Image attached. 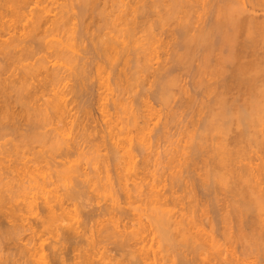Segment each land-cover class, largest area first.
<instances>
[{"label":"rangeland","instance_id":"obj_1","mask_svg":"<svg viewBox=\"0 0 264 264\" xmlns=\"http://www.w3.org/2000/svg\"><path fill=\"white\" fill-rule=\"evenodd\" d=\"M69 1H71V2H69ZM75 1V2H74ZM101 1V2H100ZM146 1V2H145ZM148 1V2H147ZM154 0H144V3H143V7H140L138 10L140 11V13H139V11H137L136 13L137 14H135V18H140L141 19V21H139V22H141V23H139V24H137L138 26V30L136 29V31L135 32H137L138 31V33L137 34H134L136 37V39L133 37V39L131 40V42H132V45L134 44L133 43V41H135V42H137V44L139 45V46H141V44H143V46H142V49L140 48H137L138 50H136V52H133V51H135V50H133V49H135L136 47H135V45L134 46H132V45H130L129 46V48L130 47H132V50H130V53H131V51H132V53H131V56L133 57H131V56H129V54L127 55V57H130V59H129V63L127 62V60L126 59H122V58H127V57H124V56H126V55H124L123 56V53H119L120 55H121V57H119L120 55L119 54H117V56L118 57H116V56H113L114 55V53H113V55L110 53V52H108L107 50L105 51V49H102L103 48V46L100 44L101 42V40H98L100 37V39H102V37L104 36V38H106V35H104L105 33H106V31L107 32H112V34L113 33H119L118 32V30H119V26L117 27L115 24H113L112 22H110V19H111V21H112V18H113V16H110L112 13H113V11H114V13L116 14V12L117 11H115L116 9L114 8L115 6H114V4L112 5V2H111V4H109L110 2H109V0H99V1H96L97 2V4L95 3V5H97V6H95V5H89V10H90V6L91 7H93L92 9V11L90 10H87L88 9V7H87V9L85 8V13L84 12H82L83 10V7L81 6L82 4L80 3V1L79 0H56V1H50V0H45L44 2L42 1V3L41 4H39V6H46L47 7V9H48V14H50L51 16H49L50 18H52V16L56 13V14H58V11H59V7H62L63 5L66 7V8H61V9H67L68 7L70 8V6H71V9H68V11H67V13H68V15H69V18H67V20H69V21H67L68 22V24H71V25H69L70 27V35L72 34V29H75V30H73V32H75L74 34H72L73 35V37H74V39L73 40H71V41H74V40H76L77 42H71L70 41V39H69V41L74 45V44H76V45H78V47L77 48H74V50L78 53V51H79V54H77L76 52H75V56H77L78 55V58H76V60L78 61V60H80V61H78V63L80 62V63H82L81 64V68H79V66H80V63L79 64H77L76 66H77V68H79L80 70H78V71H71V73H74L73 75L69 72V69H68V72L66 71V70H64V72L66 71L68 74H70L71 76V78L69 77L68 79H70V80H68V79H66V81L64 82L63 81V83H62V85L64 86H62L61 87V89H63V91H64V94H66V97L65 98H67V103H68V110H70V111H68V112H70L71 113V115L69 114V113H67V114H69V115H67V116H69V117H65V120H67L68 122L66 123L65 122V120H64V122L66 123V124H64L62 121H58L57 120V118L56 117H54V116H50V118L49 119H46V121L45 122H42V123H40V124H38L36 127H30L28 124H25L26 123V121H25V118H23L22 119V117L23 116H21L20 114V116L19 115H17L16 117L17 118H19L20 117V119H18V120H13L12 118H10V120L11 121H15V124H17L18 125V127H20L17 131L16 130H10V129H8L7 130V132L8 133H6V131L4 132V131H0V145L2 146H0V160L1 161H3V162H1L0 161V172L3 174V176L4 177H1V178H3V180H1V181H5V182H12V186H14L12 189V191H11V193H8L9 191H7V190H5L4 191V195H3V197H1L0 198V220H2L0 223V243H1V246H0V262H2L1 264H18V263H20L21 264V262L23 263L24 261L23 260H25V258H23V259H19L20 257L19 256H16V255H18V253L16 254V253H14V255L16 256V259L14 258L15 256H13L12 255V252H15L14 250H16L17 251V249L16 248H18V246L20 245V244H22L23 242L24 243H30V241H31V244H32V239L34 238V237H36V235L39 237H37V238H34V240L36 241V242H34V243H38V244H40L41 242H43L42 243V245L40 244V247L41 248H43L42 249V251H43V253H44V259H42L43 261L44 260H46L47 259V261H48V263H47V261H46V263L47 264H56L57 262L56 261H58V262H62V264H96V263H99V261L101 260V259H103L104 260V262L102 261V263L104 264V263H106V264H114V262H116L115 264H117L118 263V261H119V263L118 264H120V263H123V264H138L139 263V261L140 260H137L138 261V263H136L137 261H136V259H139V256L138 257H135L137 254H138V252L135 250L136 248H137V246H139V245H137V244H135V242H134V240H130L131 242H133L132 244L133 245H131L130 243H129V245H130V247H129V245H128V243L127 244H125V247H124V245H122V246H117V245H119V243H118V241H112V239H113V237H112V239H103L101 236L104 234V232H102V235H100V237L102 238V240H100V237H99V239H98V233H99V230H100V228L102 227V225H100L99 227H98V233H96V228H97V225H98V223L99 222H101V224L103 223V222H106V223H109V225L108 226H111L110 225V223L113 221V224H115L116 222L115 221H119L118 223H116V225H118V229L119 230H123V229H125V230H127V231H131L132 229H135L136 228V226L138 225V223H141V225L142 224H144V225H142V228H143V226H144V230H140V231H144L142 234L143 235H145V238H144V242H146L147 243V245L148 246H151V243H152V246H151V248H152V250L154 249V248H156L154 251H155V255H156V261H158L157 263L158 264H183L182 262H184L183 260L185 259V260H187V259H190V262H189V260H188V262L190 263V264H209L210 263V258H211V260L213 259V257H215V253L217 252L218 254L216 255V257H215V259H213V261H215L216 263L215 264H236V263H240V264H264V250L262 249L263 247H264V237H262V236H264L263 235V231H264V223H263V221H264V211L262 212H257L256 213V211H255V209L253 208V210H254V212H252L253 213V216H252V213H250L251 211L249 210V212H247V214L248 215H250V217L249 216H247L246 217V214H244L245 216L243 217L242 216V221L241 222H238V220H237V218H234L235 217V215L233 214V212L230 210V216H231V219L230 220H225L223 217V219H221V216L224 214V213H226L227 211L225 210V207H226V209H227V207H230V205L229 204H231V202L233 201V204H236L237 202H235L234 201V199L236 200V198L238 199V196L235 194L234 196H237V197H235V198H233V194H234V192L232 191V194L229 192L228 193V191L230 190V188H231V186L233 187V185H231L230 187H229V189L228 188H226L227 189V192H225L223 189H222V187H223V185L222 184H220L219 182H218V184H216L215 183V185H214V183L213 184H211V182H210V184H211V187H213L212 189H214V191H212L211 192V189H209L207 186V188L205 189V179H206V182H208L209 183V181H207V177L205 178L204 176L206 175H208L207 174V171H206V173L205 174H203V179L201 178L202 177V172H201V170L202 169H204L205 168V164H208L211 160L210 159H212V154H208V153H211L210 151H207L210 147H214L215 148V146H218V144L219 143H221L222 144V140H218V139H220V137H222L223 139H225L226 140V138H228L227 139V141L226 142H228L229 143V148H231L232 150H231V154L233 155H235L236 153L235 152H238V154H236L234 157H236V160L238 159V157L239 156H241L242 154L244 155L242 158L244 159H242V158H240L239 157V160H241V162L242 163H240V164H243L244 165V167L246 168V166H245V163H243V162H246L248 165H249V163H252L251 164V166H250V168L252 167V168H255L254 170L255 171H260V169L261 168H263V167H260V169H258V170H256V167H259L260 165H262L263 163H264V131H263V129H264V119L263 120H261V121H263V122H260V124L258 125V122H256L257 123V127H253L254 129H257V134H255L252 138L254 139V137H255V139L254 140H256L255 141V143H254V141H253V143H252V141L250 140V142H247V146L245 147L244 145H246V144H243V142H244V139H242V142H239V141H241V138L240 137H238L239 136V134L241 133L238 129H247L248 128V130H249V128H250V125L248 124V123H245V122H241L240 121V123H239V125H241L242 127L241 128H239L238 126V122L236 121H234V118L236 117H233L234 115V113L237 111V108L238 109H240L239 108V106H240V104L238 105L237 103L239 102V103H241L242 101L243 102H245L246 101V96H247V94H246V92H247V90H246V92L244 91V90H240V88H237V87H239V86H236L235 84V86H234V88H233V86L232 87H230V93L229 92H227L226 93V91L225 90H219L218 89V87L220 86V83H222V82H220V78H218V79H214V77H213V79L211 80V76H209V74H208V72H207V69L205 70L206 72H204V73H206L209 77H210V79L208 80V76H206V74H204L203 72V75H202V73L201 72H199V69H197V68H200L199 67V65H201V63H202V54H204L203 52H202V48H198L197 50H196V52H195V50H193L194 51V54H193V52H192V54H193V57L191 56H187V57H185V58H183L181 61H179L178 60V62H177V58L175 59V54L176 53H179V51L181 52H183V49H181L180 48V38H181V28L179 29V27L182 25L181 23H183V24H187V28H186V31L187 32H189V33H187V35L189 34H192L191 32L192 31H194V32H197L198 30H199V28L200 27H202V28H200V29H203V28H205V27H208L207 25H209L210 26V23H209V20L211 21V23H212V21L214 20V17H216V15L218 14V11L221 9H223V8H221V7H223V5H225V6H227L226 4H228L229 5V1H225L224 0V3H223V5H222V2H223V0L222 1H220L219 0V2H218V0L216 1V0H191L190 2H188L189 3V5H188V3H186L187 4V6H186V4H184V6L185 7H181V6H179V8H178V12L176 11V10H174L175 11V13L173 12V14L171 13L170 15H169V8L171 7V5H172V0H169L170 2H168V0L167 1H162V0H156V1H154ZM231 1V0H230ZM235 0H232L230 3H233ZM237 1V0H236ZM241 1V0H240ZM239 0H238V2H240ZM243 1H245L244 2V4H245V11H244V13L247 11V9H248V11H250L249 13H251V12H253V13H251V15L253 16V14H254V16L255 15H257L256 17H258V16H261L262 15V17H264V0H254V1H256V3L254 4L253 2V0H243ZM246 1H248V2H246ZM250 1V2H249ZM150 2V4H148ZM201 2V3H200ZM204 2V3H203ZM226 2V3H225ZM153 3V4H152ZM156 3V4H155ZM167 3V4H166ZM169 3V4H168ZM219 3V4H218ZM241 3V2H240ZM68 4V5H67ZM79 4V5H78ZM81 4V5H80ZM140 4V3H139ZM147 4L149 5V6H147ZM152 4V5H151ZM192 4V5H191ZM203 4V5H202ZM215 4V5H214ZM233 4H236V3H233ZM70 5V6H69ZM73 5V6H72ZM105 7H104V6ZM112 5V6H111ZM183 5V4H182ZM217 5V6H216ZM221 5V6H220ZM230 5H232V4H230ZM237 5H238V3H237ZM34 4L33 5H30L29 7H32V9L33 8H37L36 6H38V3H37V5L36 6H34ZM68 6V7H67ZM95 6V7H94ZM102 6V7H101ZM140 6H141V4H140ZM151 6V7H150ZM169 6V7H168ZM213 6V7H212ZM224 6V7H225ZM233 6V5H232ZM104 7V9H102ZM110 7H111V9H110ZM189 7H191V8H189ZM202 7V8H201ZM210 7V8H209ZM216 7V8H215ZM218 7V8H217ZM234 7V6H233ZM28 8V7H27ZM75 8V9H74ZM96 8H98L99 10H100V8H101V10L100 11H103V16L101 15V13L99 14V13H96V12H98L99 10H96ZM115 10H114V9ZM141 8H142V10H141ZM149 8V9H148ZM186 8H189V9H187L186 10ZM204 8V9H203ZM214 8H215V10H214ZM220 8V9H219ZM226 8V7H225ZM28 9H31V8H28ZM34 9V10H35ZM60 9V10H61ZM113 9V10H112ZM146 9V10H145ZM168 9V10H167ZM198 9V10H197ZM201 9V10H200ZM211 9V10H210ZM217 9V10H216ZM34 10H33V12H34ZM76 10V11H75ZM95 10V11H94ZM108 12H106V11ZM144 10V11H143ZM158 10V11H157ZM184 11V13L182 12V11ZM220 10V11H221ZM36 11H37V9H36ZM35 11V13L34 14H36V13H38V12H36ZM88 11V12H87ZM99 11V12H100ZM105 11V12H104ZM146 11V12H145ZM152 11V12H151ZM165 11V12H164ZM182 13H181V12ZM248 11L246 12L247 14H248ZM90 12H92V14L90 13ZM95 12V13H94ZM112 12V13H111ZM204 12V13H203ZM88 13H90V16H88ZM104 13H106V14H104ZM109 13H111V14H109ZM144 13H146L145 15H144ZM147 13H149L148 15H147ZM157 13V14H156ZM165 13H166V15H165ZM178 14V17H177V14ZM179 13H181V15L179 14ZM186 13H187V15H186ZM214 13H217V14H214ZM246 13L244 14V15H246ZM115 14H114V16H115ZM140 14H142V15H140ZM156 14V15H155ZM67 15V14H66ZM68 15L66 16V17H68ZM82 17H81V16ZM83 15H84V17H83ZM94 15H95V17H94ZM101 15V16H100ZM106 15V16H105ZM109 15V16H108ZM139 15H140V17H139ZM164 15H165V17H164ZM172 15H174V16H172ZM180 15V16H179ZM213 15H215V16H213ZM250 15V14H249ZM250 15V16H251ZM93 16V17H92ZM104 16L105 17H107V18H104ZM145 16H146V18H145ZM158 16V17H157ZM167 16H169V18L167 17ZM175 16H176V18H175ZM185 16V17H184ZM208 16H210V17H208ZM91 17V18H90ZM101 17H102V19H105V20H102L101 19ZM108 17H110V18H108ZM144 17V18H143ZM159 17H161V18H159ZM170 17H173V18H170ZM181 17H184V18H181ZM189 17V18H188ZM74 18V20L72 21V19ZM88 20H87V19ZM136 19V21H138L139 19ZM149 18H150V20H149ZM154 18H156V19H158V20H156V19H154ZM162 18H165V19H163V21H161L160 19H162ZM178 18V19H177ZM181 18V19H180ZM210 18V19H209ZM81 19V20H80ZM92 19V20H91ZM106 19H107V21H106ZM147 19V20H146ZM167 19H168V21H167ZM170 19H172V20H170ZM175 19H177V20H175ZM185 19V20H184ZM188 19V20H187ZM142 20L145 22H143V24H142ZM148 20H149V23H148ZM156 20V21H155ZM174 20V21H173ZM184 20V21H183ZM26 20H22V22H20V24L18 25V31H23L24 29V27L28 24V22L29 21H26ZM78 21V22H77ZM81 21H82V23H81ZM99 21V22H98ZM101 21V22H100ZM104 21V22H103ZM155 21V22H154ZM161 21V22H160ZM165 21V22H164ZM183 21V22H182ZM186 21V22H185ZM50 22V21H49ZM49 22H46V26H47V28H49L48 26H52V25H49L50 23ZM67 22H66V24H67ZM69 22H71V23H69ZM173 22V23H172ZM190 22V23H189ZM202 22V23H201ZM207 22H208V24H207ZM24 23V24H23ZM48 23V24H47ZM105 23V24H104ZM112 25V28L110 27L111 25ZM138 23V22H137ZM148 23V24H147ZM152 23V24H151ZM159 23H161L160 25H159ZM180 23V24H179ZM88 24V25H87ZM99 24V25H98ZM107 24V25H106ZM144 25V26H141V25ZM147 24V25H146ZM179 24V25H178ZM207 24V25H206ZM24 25V27L22 28V26ZM73 25H75V26H73ZM98 25V26H97ZM139 25H140V27H139ZM44 26V25H43ZM45 26V27H46ZM66 26V25H65ZM68 26V25H67ZM82 26H83V28H82ZM96 26L98 27V28H96ZM102 26V27H101ZM105 26V27H104ZM108 26H109V29H108ZM115 26V27H114ZM177 26V27H176ZM204 26V27H203ZM84 27H85V29H84ZM114 27V28H113ZM150 27H151V29H150ZM183 27V26H182ZM0 28H2V31H4L5 29H4V27H0ZM6 28V27H5ZM27 28V27H26ZM44 27H42V29H43ZM64 28H66V27H63L62 29H64ZM106 28V29H105ZM145 28H146V30H145ZM188 28H191V32H190V30H188ZM196 28H198V30H196ZM4 29V30H3ZM23 29V30H22ZM44 29H46V28H44ZM59 30V31H57V33H54V32H56V31H53V32H50V30L46 33L44 30L42 31V34L40 33L39 34V36L41 35V37H39V38H42V39H44V37L46 36V38L45 39H47V40H49L50 39V36H51V39L52 38H59V37H62V34L64 33V31L65 30ZM67 29V28H66ZM96 29V30H95ZM100 29V30H99ZM108 29V30H107ZM110 29H113V30H110ZM140 29V30H139ZM79 30V31H78ZM87 30V31H86ZM98 30V31H97ZM105 30V31H104ZM116 30V31H115ZM150 30V31H149ZM153 30V31H152ZM165 30V31H164ZM174 30V31H173ZM176 30V31H175ZM1 30H0V38H3V37H8L9 36V33H7V34H5L7 31H4L5 33H3ZM17 31V32H18ZM24 31H26V29L24 30ZM52 31V30H51ZM62 31V32H61ZM83 31H85V32H83ZM101 31V32H100ZM115 31V32H114ZM119 31H121L122 32V30H119ZM146 31V32H145ZM157 31V32H156ZM45 34H44V33ZM51 34H50V33ZM81 32V33H80ZM92 32V33H91ZM109 32V34H111ZM155 32V33H154ZM180 34H179V33ZM193 32V33H194ZM3 33V34H2ZM62 33V34H61ZM104 33V34H103ZM141 33H142V35H141ZM150 33V34H149ZM152 33H154V34H152ZM179 35H178V34ZM50 34V35H49ZM55 34H57L58 36H56L55 37ZM65 34H67L68 36H70L69 35V33L68 32H66ZM76 34V35H75ZM83 36H82V35ZM97 34H98V36H97ZM149 36H148V35ZM157 34H158V36H157ZM64 35V34H63ZM66 35V36H67ZM78 35V36H77ZM92 35H95V36H93L92 37ZM101 35V36H100ZM103 35V36H102ZM2 36V37H1ZM82 37L81 38V40H80V38L79 37ZM139 36V37H138ZM5 38V39H8V38ZM10 37V36H9ZM64 37H65V35H64ZM70 37H72V36H70ZM180 37V38H179ZM39 38H37V40L39 39ZM63 38V37H62ZM66 38V37H65ZM85 38V39H84ZM94 38H95V40H94ZM139 38V39H138ZM169 38V39H168ZM175 38H176V40H175ZM50 39V40H51ZM79 41H78V40ZM83 39V40H82ZM90 39V40H89ZM135 39V40H134ZM159 39V40H158ZM172 39V40H171ZM241 39H242V37H241ZM53 40V39H52ZM89 40V41H88ZM98 40V41H97ZM137 40V41H136ZM144 40V41H143ZM151 40H152V42H151ZM39 41V40H38ZM42 41V40H41ZM40 41V42H41ZM44 41V40H43ZM147 41V42H146ZM162 41V42H161ZM79 42V43H78ZM93 42V43H92ZM95 42V43H94ZM154 42V43H153ZM29 43V42H28ZM33 43H34V45L36 44L34 41H33ZM83 43V44H82ZM157 43V44H156ZM160 43V44H159ZM170 43V44H169ZM152 44V45H151ZM177 44V45H176ZM92 45V46H91ZM97 45V46H96ZM99 45V46H98ZM158 45H159V47H158ZM166 45V46H165ZM168 45V46H167ZM171 45V46H170ZM89 46V47H88ZM137 46V45H136ZM139 46H137V47H139ZM176 46H178V47H176ZM73 47H75V46H73ZM98 47H99V49H100V51H99V49H98ZM102 47V48H101ZM147 47V48H146ZM150 47V48H149ZM156 47V48H155ZM166 47L168 48V49H166ZM41 48V47H40ZM45 49V47L42 45V48H41V51L40 52H38V53H36L35 54V56H34V58L33 59H28V60H25L24 61V63H28V62H35V61H37V60H35V58L36 59H51V54H50V51H48V50H50V49H46V50H44ZM80 48V49H79ZM84 48V49H83ZM143 48H146V49H144L143 50ZM149 48V49H148ZM152 48V49H151ZM153 48H155V49H153ZM177 50H176V49ZM197 48V47H196ZM90 49V50H89ZM97 49V50H96ZM131 49V48H130ZM148 49V50H147ZM195 49V48H194ZM220 49L221 48H219V49H217L218 50V52H217V50H215V52H213L212 53V56H211V58H210V56H209V58L210 59H214L215 58V55L217 54V53H219V54H217V57L218 56H220L221 55V52H222V55H223V53H225V52H223L222 50L223 49H221V52H219L220 51ZM43 50V51H42ZM81 50V51H80ZM84 50H85V52H84ZM141 50H143V53L141 52ZM150 50V51H149ZM201 50V51H200ZM47 51V52H46ZM90 51V52H89ZM95 51V52H94ZM137 51H138V53L140 52L141 53V55L140 56H138V54H136L137 53ZM154 51V52H153ZM156 51V52H155ZM174 53H172V52ZM86 52H88V53H86ZM94 52V53H93ZM101 52V53H100ZM151 52V53H150ZM197 52H198V54H197ZM202 52V53H201ZM96 53V54H95ZM104 55H103V54ZM106 53H109V54H106ZM133 53H134V55H137L139 58L141 57V60L139 61H137L138 63H136V60L135 61H133L134 59H136V57L137 56H135V58H134V55H133ZM144 53H145V56H144ZM245 53V52H244ZM77 54V55H76ZM83 54V55H82ZM112 55V57H111V55ZM143 54V55H142ZM97 55H99V56H97ZM107 55H109L108 57L109 58H111V59H114V60H109V58H107L106 56ZM174 56L173 58L171 57V56ZM214 55V56H213ZM97 56V57H96ZM123 56V57H122ZM39 57V58H38ZM42 57V58H41ZM81 57V58H80ZM87 57V58H86ZM106 57V58H105ZM114 57H116V58H114ZM150 57V58H149ZM170 57V58H169ZM188 57H190V58H188ZM195 57H198V58H196L195 59ZM213 57V58H212ZM84 58V59H83ZM96 58V59H95ZM105 58V59H104ZM138 58V59H139ZM246 58V59H245ZM245 60H247V58H249V57H247V56H245ZM120 59V60H119ZM185 59V60H184ZM188 59H189V61H188ZM192 59H195V60H192ZM210 59H209V61H210ZM95 60V61H94ZM107 60V61H106ZM109 60V61H108ZM149 60V61H148ZM173 60V61H172ZM174 60H176V62L174 61ZM199 62H197V61ZM215 60H216V58L214 59V60H212V62H213V64H214V62H215ZM76 61V62H77ZM82 61V62H81ZM91 61V62H90ZM118 62V63H116V62ZM186 61V62H185ZM188 61V62H187ZM192 61V62H191ZM96 62V63H95ZM99 62V63H98ZM101 62V63H100ZM110 62H112V63H110ZM114 62V63H113ZM135 62V63H134ZM167 62V63H166ZM191 62V63H190ZM212 62L210 61V63L212 64ZM84 63V64H83ZM90 63V64H89ZM92 63V64H91ZM102 63H103V65H102ZM108 63V64H107ZM126 63H128V64H126ZM132 63H134L136 66H134V64H132ZM152 63V64H151ZM165 63V64H164ZM183 64L182 66L181 65H179V64ZM98 64L100 65V67L98 66ZM106 64V65H105ZM117 64H119V65H117ZM142 64V65H141ZM91 65V66H90ZM93 65V66H92ZM108 65H110V66H108ZM112 65V66H111ZM143 65H147V66H143ZM179 65V66H178ZM186 65H187V67H186ZM84 66V67H83ZM86 66V67H85ZM94 66H96L95 68H94ZM104 67L103 69H101L102 67ZM115 66V68L114 69H112L113 67ZM141 66L142 67H144L145 69H143V68H141ZM188 66H190V67H188ZM197 66V67H196ZM107 67H109V68H111V69H109V68H107ZM136 67V68H135ZM138 67V68H137ZM181 67V68H180ZM209 67V66H208ZM207 67V68H208ZM83 68V69H82ZM84 68H85V70H84ZM90 68V69H89ZM98 68V69H97ZM127 69V71H126V69ZM142 70H141V69ZM211 68V67H210ZM82 69V70H81ZM94 69H95V71H94ZM139 69V70H138ZM147 69V70H146ZM149 69V70H148ZM160 69H161V71H160ZM209 69V68H208ZM62 70V69H61ZM89 72H88V71ZM94 72H93V71ZM97 70V71H96ZM101 70V71H100ZM105 70L107 71V73L105 72ZM109 70H110V72H109ZM114 70V71H113ZM143 70H144V72H143ZM158 70V71H157ZM167 71V73L165 72V71ZM188 70V71H187ZM192 70V71H191ZM194 70H195V73H194ZM197 70H198V73H197ZM18 71V70H17ZM80 71V72H79ZM85 72L84 73V75L85 76H81L80 74H82V72ZM91 71V72H90ZM101 72L102 73V76L105 78H103L104 79V83H101V81H100V78H102V77H100L99 78V76L101 75V73H100V75H97V73L99 74V72ZM135 71V72H134ZM140 71V72H139ZM164 71V72H163ZM229 71V73H231L230 72V70H228ZM63 72V71H62ZM63 72V73H64ZM66 72H65V75H66ZM76 72H77V75H76ZM104 72H105V74H104ZM118 72H120V74L121 75H123V76H121V78H119L118 77ZM128 72V73H127ZM164 73V75H163V73ZM226 72V71H225ZM89 73V74H88ZM109 73V74H108ZM132 73V74H131ZM137 73V74H136ZM162 75H161V74ZM169 73V74H168ZM199 73H201V75L199 74ZM228 73V72H227ZM226 73V74H227ZM228 73V74H229ZM106 74L108 75V83H110L109 85L110 86H108V85H103V84H105L106 82H107V80H106ZM119 74V75H120ZM124 74H126V76L128 77V79H127V77L124 75ZM167 74V75H166ZM191 74V75H190ZM193 74V75H192ZM195 74H197L196 75V77H195ZM225 73L223 74L224 76L226 75ZM226 75L227 77H228V80H230L231 81V83L230 84H233V82H232V77L230 76L231 74H229V75ZM64 75V74H63ZM64 75V76H65ZM83 75V74H82ZM90 75V76H89ZM117 75V76H116ZM134 75V76H133ZM138 75V76H137ZM67 77L69 76V75H66ZM65 76V77H66ZM76 76V77H75ZM80 76V77H79ZM92 76H93V78H92ZM115 76V77H114ZM158 76V77H157ZM193 76V77H192ZM199 76H202V77H204V78H206L207 80H205L204 78V80L203 81H205L204 83H203V86H202V84H201V87H200V89H199V87L197 86L198 84H200L199 82H201L202 81V79L199 77ZM206 76V77H205ZM224 77V82L227 80V77ZM39 77V76H38ZM37 77V78H38ZM40 77H41V75H40ZM65 77H64V80H65ZM66 77V78H67ZM84 77V78H83ZM130 77V78H129ZM160 77H164L163 79H164V81H161V80H163L162 78H160ZM172 79H171V78ZM219 77H221V76H219ZM232 79H230V78ZM79 80V81H77V79ZM83 78V80H81ZM109 78L111 79V81L109 80ZM115 78V79H114ZM117 78V79H116ZM142 78V79H141ZM165 78H166V80H165ZM177 78V79H176ZM193 78V79H192ZM195 78H197V79H195ZM201 79V81H199L200 79ZM73 79V80H72ZM87 79H89V80H87ZM122 79V80H121ZM125 79V81H123ZM127 79V80H126ZM135 79V80H134ZM158 79V80H157ZM171 80V82H170V80ZM176 79V80H175ZM199 79V80H198ZM220 79V80H219ZM119 80V81H118ZM160 80V81H159ZM168 80V81H167ZM178 80V81H177ZM196 80H198V81H196ZM211 80V81H210ZM216 80H218L219 81V85L218 84H216V83H214V81H216ZM228 80H227V82H228ZM93 81V82H92ZM106 81V82H105ZM121 81H123V82H121ZM129 81V82H128ZM165 81H167V82H165ZM176 82V83H174V82ZM197 83H196V82ZM207 81H209V82H207ZM217 81V82H218ZM222 81V80H221ZM229 81V82H230ZM78 82H79V84H78ZM82 82V83H81ZM88 82V83H87ZM92 82V83H91ZM114 82V83H113ZM119 82H120V84H119ZM125 82H126V84H128V85H126L125 84ZM132 82V83H131ZM137 82V83H136ZM142 82V83H141ZM158 82V83H157ZM169 82V83H168ZM196 84H195V83ZM212 82V83H211ZM264 82V80L262 81V82H260V83H263ZM86 83V84H85ZM131 83V84H130ZM136 83V84H135ZM155 83V84H154ZM161 83H168L167 85L165 84V87L162 85H160ZM171 83V84H170ZM209 83H211L210 85H213V87L215 86V84H216V89L219 91V93H221V95H222V93H224L223 94V96L225 95V94H227L226 95V97L225 98H233V99H235L236 98V100H234V101H236L237 103V105H235L234 103L232 104V105H234V106H232L230 103H228V104H230V105H228V104H226V105H228V106H230V109H228V111L229 110H232L231 112H234V113H232V115H230L229 113H228V116H221V115H219L218 113H216V112H218V111H216V110H218L219 108V106L216 108V110H214L212 107H211V109H213L214 111H216V112H214V113H211L212 114V121L214 122V124L218 121V122H220L219 124H221L222 126H223V124H228V126L227 125H224L223 126V128L225 127L226 128V131H225V134H226V138L225 137H223L224 136V132L222 133V131H221V135L222 136H220V132H219V134L217 133V131L216 130H218V128L216 129V126H212V127H215V130L214 131H212V129H210L209 131V134L207 135V133H206V129L205 128H203L204 126H203V124L205 125V123H201V122H205V119L208 117V115L210 116V113L209 112H211V111H209L207 108H209V107H207V108H205V104L204 103H206V106L209 104L208 102H210L211 100H214V99H216V97H214V93H215V90L216 89H214L212 86L211 87H209L210 89H211V91H213V92H211L210 91V89L207 87V85L206 84H209ZM214 83V84H213ZM76 84V85H75ZM117 84H119V85H117ZM125 84L126 85V87L124 88L123 87V85ZM193 84V85H192ZM75 85V86H74ZM85 85V86H84ZM124 85V86H125ZM158 85H160V86H158ZM168 85H172V87L170 88ZM173 85H175V86H173ZM218 85V86H217ZM262 85L263 84H261V87H262ZM103 86V87H102ZM108 86V87H110V88H106V87ZM122 86V87H121ZM155 86H158V88L156 87V89H155ZM166 86H168L167 87V90L165 89L166 88ZM71 87H73V90H72V88ZM86 87V88H85ZM91 87V88H90ZM113 87V88H112ZM174 87V88H173ZM181 87H182V89H181ZM198 87V88H197ZM204 87H206V88H204ZM221 87V86H220ZM146 88V89H145ZM153 88V89H152ZM160 88V89H159ZM170 88V89H169ZM180 88V89H179ZM191 88H193V89H191ZM196 88V89H195ZM88 89V90H87ZM91 89V90H90ZM109 89V90H108ZM154 89H155V91H154ZM161 89L163 90V91H161ZM185 89V90H184ZM191 89V90H190ZM205 89V90H204ZM221 89V88H220ZM240 91V93L239 92H237L238 90ZM242 89V88H241ZM244 89V88H243ZM71 90V91H70ZM142 90H144V92L142 91ZM148 90V91H147ZM158 90H160L161 92L159 93L158 92ZM165 90V91H164ZM179 90V91H178ZM182 90V92L180 93V91ZM201 90H204V91H201ZM208 90V91H207ZM228 89H227V91H229ZM66 91H67V93H66ZM74 91V92H73ZM92 91V92H91ZM155 92V93H153V92ZM171 91H173V93L171 92ZM185 91H187V92H185ZM197 91V92H196ZM198 91H200V92H202V93H200V92H198ZM210 91V92H209ZM218 91H217V93H218ZM220 91H222V92H220ZM242 91H244V92H242ZM76 92V93H75ZM107 92V93H106ZM147 92L149 93V94H147ZM165 92H169V94L168 93H166V95L168 96L169 95V97L171 96V99L172 100H168V98L166 97V95H165ZM185 92V93H184ZM205 92V93H204ZM207 92H209L208 94H207ZM233 92V93H232ZM235 92V93H234ZM243 94H242V93ZM158 93L162 96H158L159 97V99H158V97L156 96V95H158ZM172 93V94H171ZM178 93H180V95L178 94ZM183 93V94H182ZM204 93V94H203ZM212 93V94H211ZM217 93H215V95L216 96H218V94ZM238 93V94H237ZM68 94V95H67ZM106 94H108L107 95V97H108V101H107V98L106 97H104ZM110 94V95H109ZM111 94H112V96H111ZM146 94V95H145ZM152 94V95H151ZM211 94V95H210ZM245 94V97L243 96ZM73 95H76V97L75 96H73ZM82 95V96H81ZM119 95V96H118ZM138 95V96H137ZM175 95V96H174ZM185 95V96H184ZM187 95V96H186ZM193 95V97H191ZM203 95V96H202ZM208 95V96H207ZM220 95V96H221ZM234 95H235V97H234ZM240 95V96H239ZM78 96L80 97L79 99H78ZM103 96V97H102ZM109 96H111V97H109ZM114 96H116L114 99H116V101H117V99H119L120 97V101H122L123 99L125 100H128L129 102H130V104H129V102L127 101H125V103H123V102H121V103H123V104H125V106L126 107H128L127 109H125L124 110V108H126L124 105H123V107L124 108H119V106L117 107L114 103L112 104V102L113 101H115L114 99H113V97ZM146 96V97H145ZM156 96V97H155ZM180 96H181V98H180ZM237 96V97H236ZM12 97V96H11ZM46 97L48 98V95L46 94L45 96H43L42 98H44V99H46ZM74 97H75V99H74ZM101 97H102V99L104 98V100H102L101 99ZM123 97V98H122ZM145 97V98H144ZM166 97V98H165ZM173 97V98H172ZM185 97H187V98H185ZM197 97V98H196ZM203 97H204V99H203ZM210 97H214V99H212L211 98V100H210ZM240 97H241V99H240ZM41 98V99H42ZM50 98V97H49ZM82 98V99H81ZM110 98H112V99H110ZM140 98V99H139ZM147 98H149V99H147ZM160 98H161V100L163 101V104H162V101L160 100ZM165 98V99H164ZM185 98V99H184ZM196 100L195 101V104H194V102L192 103V101L194 100V99ZM244 98V99H243ZM11 99V98H10ZM12 99H14V96H13V98ZM40 99V101L41 102H39V100H38V103H42L43 102V100H41ZM86 99V100H85ZM90 99V100H89ZM122 99V100H121ZM158 99V100H157ZM165 101H164V100ZM167 99V100H166ZM183 99H184V101H183ZM231 99H226L227 100V102H228V100H229V102H231L232 100ZM238 99V100H237ZM15 100V99H14ZM78 100V101H77ZM82 100V101H81ZM100 100H102V101H104V104H105V102H106V104H107V102H109V104H107L106 105V108L110 111L111 110V108H112V110L110 111V112H112L111 113V115L113 116H111V115H108L107 117H105V116H103L102 114H101V108H99L100 106H101V102L102 101H100ZM106 100V101H105ZM113 100V101H112ZM142 100H144V101H142ZM188 100V101H187ZM191 100V101H190ZM206 100H207V102H206ZM245 100V101H244ZM81 101V102H80ZM84 101H88L87 103L86 102H84ZM148 101V102H147ZM183 101V102H182ZM200 101H204L203 103H201L200 104ZM214 101H216V100H214ZM71 102V103H70ZM78 102V103H77ZM79 102L81 103V104H79ZM83 102V103H82ZM92 102V103H91ZM100 102V103H99ZM138 104H137V103ZM141 102H143V103H141ZM168 104H167V103ZM186 102H190L188 105L186 104ZM196 102H197V104L199 105V107H198V109L196 110V107L198 106H196ZM212 102V101H211ZM226 102V103H227ZM243 102H242V106H243ZM89 103V104H88ZM127 103V104H126ZM131 103H133V104H131ZM151 104L150 106H148V105H145V104ZM160 103V104H159ZM164 103H166V105H167V107L166 106H164L165 104ZM183 103V104H182ZM192 103V104H191ZM208 103V104H207ZM88 104V105H87ZM128 104H129V106H131V107H129L128 106ZM140 104V105H139ZM194 104V105H193ZM217 104H219V103H217ZM17 105V104H16ZM80 105V106H79ZM112 105V106H111ZM113 105H115L118 109H119V111H118V109L114 106V108L115 109H117V113H115L114 114V112H116V110L113 108ZM142 105V106H141ZM183 105V106H182ZM188 107H187V106ZM193 105V106H192ZM201 105V106H200ZM209 105H211V106H213L214 107V104L212 103V104H209ZM208 105V106H209ZM215 105H216V102H215ZM245 106L247 105V103L246 104H244ZM87 106V107H86ZM109 106H111L110 108H109ZM132 106H135L134 108H132ZM148 110V112H151V114L150 113H147V110L144 108V107ZM191 106V107H190ZM195 106V107H194ZM202 106H204L203 108H204V110L202 109ZM231 106L233 107V108H231ZM235 106H237V107H235ZM89 107V108H88ZM140 108V109H142V110H138V109H136V108ZM149 107H151V109L149 108ZM181 107V108H180ZM241 107V106H240ZM16 108H20L19 106H17ZM81 108H82V110H81ZM85 108V109H84ZM129 108H131L132 109V111L131 112H133L134 113V111H135V109H136V112L135 113H137L136 115L135 114H132L131 112H129L130 111V109ZM155 108V109H154ZM247 108V107H246ZM121 109V110H120ZM152 110L153 109V111H150V110ZM177 109V110H176ZM188 109H190V110H188ZM205 109H206V113H207V111H208V113H207V117L206 118H203V117H205V115H206V113L204 114V112H205ZM236 109V111H234ZM242 109H243V107H242ZM18 110V109H17ZM79 110H80V112H79ZM113 110H115V111H113ZM124 110V111H123ZM169 110V111H168ZM174 110V111H173ZM197 112H196V111ZM212 110V111H213ZM243 110H245V109H243ZM125 111H127V112H125ZM142 111H144V113H145V115H144V113L142 112ZM202 111V113H200V112ZM85 112V113H84ZM87 112V113H86ZM122 112V113H121ZM124 112V113H123ZM131 113L130 115H129V113ZM139 112V113H138ZM140 112L141 113H143V114H140ZM153 112H155L154 114H152ZM173 114V112H175L176 113V115H172L171 113ZM239 113H241L242 112V110H241V112L240 111H238ZM238 112H236V113H238ZM81 115H80V114ZM158 113V114H157ZM170 114V117H169V114ZM174 113V114H175ZM177 113H179V115L177 114ZM198 113H200L199 115H197ZM235 113V115H237ZM84 114H86V115H84ZM123 114H125V115H123ZM127 114V115H126ZM166 114L168 115V117L166 116ZM218 114V115H217ZM88 115V116H87ZM101 115H102V118H105V119H102L101 118ZM143 115H144V117H143ZM156 115V116H155ZM197 115V116H196ZM201 115V116H200ZM79 116H80V118H79ZM86 116V117H85ZM110 116H111V118H110ZM115 116H117V117H115ZM136 116V117H135ZM148 116V117H147ZM152 116V117H151ZM173 116H175L174 118H172ZM195 116V117H194ZM203 116V117H202ZM53 117H54V119H53ZM109 117V118H108ZM129 117H131V118H129ZM135 119H134V118ZM146 117V118H145ZM237 117H238V115H237ZM264 117V116H263ZM262 117V118H263ZM55 118H56V120H55ZM75 118V119H74ZM113 118V119H112ZM119 118H120V120H119ZM153 118V119H152ZM167 118H172L171 120L173 121L174 119H176V121L174 120L173 122L172 121H170L169 119L167 120ZM51 119V120H50ZM71 119V120H70ZM74 119V120H73ZM81 120V121H79V120ZM117 119V120H116ZM144 119H145V121H144ZM149 119H151V120H149ZM202 119H204V121L202 120ZM19 120H20V122H19ZM23 120V121H22ZM84 120V121H83ZM103 120V121H102ZM107 122H106V121ZM108 120L110 121V123L111 124H113V122L114 121H116V126H117V129H116V126H115V128H114V125L115 124H113V125H111V126H113V131H112V129H108L107 130V128H112V127H110V123L108 122ZM133 120V121H132ZM164 120H166V121H164ZM196 120H198V121H196ZM201 120V121H200ZM208 120V119H207ZM210 120V119H209ZM208 120V121H209ZM235 120H236V118H235ZM49 123H48V122ZM70 121H72V123L70 122ZM120 121V122H119ZM122 121H123V123H125V124H123L122 123ZM127 121V122H126ZM136 121H137V123H136ZM216 121V122H215ZM239 121V120H238ZM7 122L10 124V123H12V122H10V121H7V119H6V124H7ZM20 124V123H23V124H21V125H19L18 123ZM52 122H53V124H52ZM69 122L71 123V124H69ZM75 122V123H74ZM80 122V123H79ZM135 122V123H134ZM139 122L141 123V124H139ZM164 122H166V123H164ZM105 123V124H104ZM107 123H108V126H107ZM115 123V122H114ZM149 123V124H148ZM199 123H201V125L199 124ZM210 123V122H209ZM234 123V124H233ZM261 123H263L262 125H261ZM8 124V126H10ZM62 124V125H61ZM73 124V125H72ZM119 124V125H118ZM160 124H162L161 126H160ZM163 124H165L164 126H163ZM198 124V125H197ZM213 124V125H214ZM232 126H231V125ZM63 125H65V126H63ZM72 126V128H69L70 126ZM122 125V126H121ZM134 125V126H133ZM169 125V126H168ZM211 125H212V123H211ZM217 125V124H216ZM249 125V127H247ZM252 125V124H251ZM254 125V124H253ZM252 125V126H253ZM261 125V126H260ZM25 126H26V128H25ZM45 126V127H44ZM68 127V130H67V133H66V139L68 140V139H70L69 141H74L73 139L74 138H76V140H78V138L81 140L80 142H82L83 141V143H81L82 145H83V147H82V145L80 146L81 148H79V149H77L78 147H76V149L75 148H69V149H67V148H65V147H62V148H60V147H58L57 149L54 147V146H52V147H54V149H55V151H52V147L50 146V143H51V141L54 143V139H57L60 135H62V133L65 135V132H66V128L65 127ZM85 126V127H84ZM144 126V127H143ZM145 126H147V128L146 129H148V130H146L145 131V129H143L142 131H140L141 129H139V128H145ZM167 126H168V128H167ZM192 126V127H191ZM196 126V127H195ZM198 126H201V128H202V131H205V132H202V133H205V134H203L202 135V133H201V128L199 127L198 128ZM227 126V127H226ZM237 126V127H236ZM251 126V127H252ZM256 126V125H255ZM62 127H64L65 129H63ZM78 127L79 128H81L82 127V129H78ZM101 127H103L102 129H101ZM105 127H107V128H105ZM126 127V128H125ZM134 127H136V130H135V128ZM137 127H138V129H137ZM149 127H150V129H149ZM159 127H161V128H159ZM205 127L206 128H208L207 127V123H206V125H205ZM210 127V126H209ZM218 127H219V125H218ZM228 127L230 128V130L228 129ZM236 127V128H235ZM246 127V128H245ZM58 128V129H57ZM83 128L84 129H86L85 131L83 130ZM121 128V129H120ZM165 128H167V129H165ZM187 128V129H186ZM197 128H198V130H197ZM221 128V127H220ZM238 128V129H237ZM260 128V129H259ZM262 128V129H261ZM26 129V130H25ZM61 129H63V130H65V131H63V130H61ZM114 129H116L117 130V135H119L118 134V132L120 133V134H122L123 135V132H124V135H123V137H127L128 136V138H130L129 136H131V138L133 137L134 139L133 140H131V143H132V147L130 148V151H134L133 152V158H132V161L130 160L131 158L130 157H128L129 159V161L130 162H128V163H131V164H129V169L127 168V161L125 162L126 163V165L124 164V159H127V154H125L124 155V153L126 152V151H123V150H121V149H116L114 146H113V144H111L112 143V141L110 140V138L112 139V137H110L113 133H116V131L114 130ZM161 129V131H159ZM164 129V130H163ZM190 129V130H189ZM200 129V130H199ZM203 129H205V130H203ZM209 129V128H208ZM207 129V130H208ZM237 129V130H236ZM252 129V128H251ZM27 130H32L31 132L32 133H34V134H36L37 132V135H36V137H34L33 138V136H35V135H31L32 133H29ZM38 130V131H37ZM47 131V132H44V131ZM61 130V131H60ZM71 130V131H70ZM79 130H83V131H79ZM102 130V131H101ZM111 130V131H110ZM119 130H121V131H119ZM124 130V131H123ZM129 131V132H127V131ZM149 130H151V131H149ZM188 130V131H187ZM192 130L194 131V130H196V134H198V131L201 133V134H198V135H201V136H205V138H204V140H203V138L201 137V139H202V143L203 144H205L206 143V145H203L202 143H200V144H202L203 145V147L201 148L202 149V151L204 150L205 152H207V156L208 157H204V155H206V153L205 152H201V154H200V152H198V156L200 157V158H198V156H195L194 154H190L189 152L191 151L190 150V148H189V146H187V145H189L190 143H192L193 142V140H192V142H189L188 140L191 138L192 139V137H194V135H193V132H192ZM220 130V129H219ZM224 130V129H223ZM229 131V133H228V131ZM259 130H261V131H259ZM43 131V132H42ZM73 131V132H72ZM78 131H79V133H78ZM90 131V132H89ZM107 131V132H106ZM108 131H110V132H113L111 135H107V134H109L108 133ZM115 131V132H114ZM136 131H140L141 133L142 132H148L147 133V135H146V133H144L146 136L144 137V139H146V140H144V139H142L143 137L142 136H144V135H142V136H140L138 133H136ZM166 131V132H165ZM170 131V132H169ZM238 131H239V134L237 135V133H238ZM243 131H245V130H243ZM251 131V130H250ZM250 131H249V133H250ZM256 130H253V132H255ZM25 132H28V134L31 136V137H27L28 139L30 138V140L31 141H29L28 139H25V140H23V137H24V135H28L27 133L25 134ZM52 132V133H51ZM69 132V133H68ZM72 134H71V133ZM76 132V133H75ZM82 132V133H81ZM126 132V133H125ZM131 132V133H130ZM187 132V133H186ZM189 132H192V133H190L189 135H188V133ZM236 132V135H234V133ZM252 132V131H251ZM3 133V134H2ZM23 133H24V135H23ZM58 133V134H57ZM59 133H61V134H59ZM89 133V134H88ZM105 133V134H104ZM212 133V134H211ZM231 133V134H230ZM245 133H247V134H245V136L247 137L246 139L247 140H249V139H251V137L250 136H252L253 135V133H252V135H250L249 133H248V131L246 132L245 131ZM22 134V135H21ZM40 134H41V137H43L42 138V140L43 141H41V137H40ZM68 134V135H67ZM69 134H71V135H69ZM79 134V135H78ZM84 134V135H83ZM86 134V135H85ZM125 134H130V135H126L125 136ZM160 134V135H159ZM162 134V135H161ZM170 134V135H169ZM213 134H214V137H213ZM219 136H217V135ZM4 135V136H3ZM9 135V136H8ZM17 135H19V136H17ZM43 135V136H42ZM51 135V136H50ZM75 135V136H74ZM103 137H102V136ZM137 135V137H135ZM138 135L140 136V137H142L141 138V141H140V137H139V141H137V139H138ZM166 135V136H165ZM186 135H188V136H186ZM192 135V136H191ZM207 135V136H206ZM212 135V136H211ZM231 135V136H230ZM236 136V137H234V138H232V136ZM258 135V136H257ZM260 135V136H259ZM12 136V137H11ZM20 136H22V138L20 137ZM63 136V135H62ZM69 136V137H68ZM71 136V137H70ZM121 136V135H120ZM197 135H195V137H196ZM216 136V137H215ZM230 136V137H229ZM12 139H11V138ZM46 137V138H45ZM64 137V138H65ZM102 137V138H101ZM107 137V138H106ZM122 137V136H121ZM168 137V138H167ZM194 137V139H196V138H200L199 136L198 137H196L195 138ZM211 137V138H210ZM7 138H10V140H11V142L13 143H11L10 142V140L9 139H7ZM31 138H33L35 141H32L33 139H31ZM38 138H39V141H38ZM45 138V139H44ZM60 138V137H59ZM84 138V139H83ZM109 138V139H108ZM130 138V139H131ZM137 138V139H136ZM210 138V139H209ZM221 138V139H222ZM232 138V139H231ZM239 138V139H238ZM245 138V137H244ZM19 139V140H18ZM49 139H51V140H49ZM65 139V140H66ZM72 139V140H71ZM100 139H102L101 141L103 142H101L100 141ZM150 139V140H149ZM186 139H187V141H186ZM190 139V140H191ZM246 139H245V143H246ZM257 139L259 140V142H258V145L256 146V144H257ZM9 140V141H8ZM21 140V141H20ZM66 140V141H67ZM135 140V141H134ZM143 140V141H142ZM147 140H148V143H147ZM197 140V139H196ZM211 140H214V141H211ZM219 142H218V141ZM45 141V142H44ZM79 141V140H78ZM99 141H100V143H99ZM139 142V143H137V142ZM198 141V140H197ZM29 142V143H28ZM42 142H44V143H42ZM98 142V143H97ZM145 142V143H144ZM189 142V143H188ZM225 142V143H226ZM261 142V143H260ZM15 143V144H14ZM17 143V144H16ZM21 143V144H20ZM96 143V144H95ZM104 143H106V144H104ZM141 143H144V144H141ZM199 143V142H198ZM224 143V142H223ZM6 144V145H5ZM28 144V145H27ZM32 144V145H31ZM52 144V143H51ZM110 144V145H109ZM147 144V145H146ZM250 144H252L251 145V147H250ZM21 145V146H20ZM100 145V146H99ZM146 145V146H145ZM185 145V146H184ZM25 146V147H24ZM26 146L27 147H29V148H27L26 149ZM48 146H49V148H48ZM134 146V147H133ZM183 146V147H182ZM186 146H187V148H186ZM200 146V145H199ZM198 146V148H200ZM204 146H206L208 149L207 150H205L206 148H204ZM249 146V147H248ZM22 147H24V149L23 150H21L22 149ZM148 147V148H147ZM185 147V148H184ZM83 148V149H82ZM84 148H85V150H84ZM128 148V147H127ZM180 148H182V149H180ZM185 150H184V149ZM204 148V149H203ZM213 148V149H214ZM248 148V149H247ZM42 149H44L43 151H42ZM141 149L143 150V151H141ZM178 149H179V151H178ZM189 149V150H188ZM196 149V148H195ZM201 149H200V151H201ZM211 149V148H210ZM209 149V150H210ZM40 150H41V152H40ZM47 150V151H46ZM76 150V151H75ZM117 150V151H116ZM119 150V151H118ZM172 150H174L173 152H171ZM197 150V149H196ZM195 150V151H196ZM212 150V149H211ZM217 150V149H216ZM216 150L214 149V152H216ZM60 151V152H59ZM78 151V152H77ZM178 151V152H177ZM187 153L188 151V153H189V155H187V156H185L186 155V153ZM193 151V150H192ZM191 151V152H192ZM198 151V150H197ZM241 153H240V152ZM3 152V153H2ZM40 152V153H39ZM53 152V153H52ZM69 152V153H68ZM87 153V155H86V153ZM119 152V153H118ZM123 152V153H122ZM132 152H130V154H132ZM170 154H169V153ZM177 152V153H176ZM179 152H181V154L183 155H180L179 154ZM214 152H212V153H214ZM24 153H25V155H24ZM114 153V154H113ZM127 153V152H126ZM193 153V152H192ZM197 153V152H196ZM204 155H203V154ZM240 153V154H239ZM15 154V155H14ZM69 154V155H68ZM129 154V153H128ZM136 154V155H135ZM12 155V156H11ZM127 155V156H126ZM135 155V156H134ZM167 155V156H166ZM170 155V156H169ZM173 155V156H172ZM175 155H179L178 156V158H177V156H175ZM200 155H202V156H200ZM218 155V154H217ZM217 155H216V157H217ZM232 155H231V157H232ZM7 156V157H6ZM117 156V157H116ZM126 156V157H125ZM182 156V157H181ZM191 156H194V157H192L191 158ZM211 156V157H210ZM214 156H215V154H214ZM27 157V158H26ZM30 157V158H29ZM104 157H106V159H105V162L106 163H104ZM118 157H120V158H118ZM122 157V158H121ZM125 157V158H124ZM171 157V160L169 159ZM174 157H176L175 158V160L177 159L178 161H175L174 160ZM202 157H204V158H202ZM216 157H214V159H216L217 161H219L218 159L219 158H216ZM218 157H220L219 155H218ZM233 157V158H234ZM110 160H109V159ZM113 158H114V160H113ZM120 159V160H118V159ZM184 158V159H183ZM185 158H186V161H187V163H188V165H189V167H188V169L190 168V172L187 174V172L188 171H186V170H188L185 166H186V161H185ZM190 158V159H189ZM205 158H206V160L208 161L207 163H206V160H205ZM247 158H249V160L247 159ZM3 159V160H2ZM5 159V160H4ZM14 159V160H13ZM116 159V160H115ZM135 159V160H134ZM169 159V160H168ZM189 159V160H188ZM197 159V160H196ZM203 159V160H202ZM214 159H213V161H211V162H214ZM232 159V158H231ZM230 159V160H231ZM73 160V161H72ZM101 160V161H100ZM174 160V161H173ZM180 160V161H179ZM183 160V161H182ZM193 160V161H192ZM196 160V161H195ZM210 160V161H209ZM215 160V162H217ZM5 161H7V162H5ZM31 161V162H30ZM69 161H71V163L69 162ZM77 161V162H76ZM103 161V162H102ZM109 161V162H108ZM119 161V162H118ZM188 161H192V163L194 162V164L192 165L191 163L189 164V162ZM197 161H199L200 163L201 162H204L205 161V163H201V164H203V165H201L200 163H198ZM226 161H229V159L228 160H226ZM233 163H232V165H230V166H232V168L231 167H228V166H226L227 168L226 169H233L234 171H236L237 169V171H239V169H241V171H243V166H242V168L240 167H237V166H240V165H238L239 164V162L240 161H238V163L235 161V158H234V160H231ZM36 162V163H35ZM63 162V164H61ZM67 162V163H66ZM73 162V163H72ZM75 162V163H74ZM115 162H117V164H115ZM135 163V165H133L134 163ZM178 162V163H177ZM183 162L185 163V164H183ZM230 162V161H229ZM229 162H226V164L228 163V164H231V162L229 163ZM249 162V163H248ZM263 162V163H262ZM4 163H7V165L6 164H4ZM18 163V164H17ZM103 163V164H102ZM120 163V164H119ZM122 163V164H121ZM173 163H175L174 165H173ZM181 163H182V165H181ZM234 163L235 164H237V166L236 165H234ZM262 163V164H261ZM10 164V165H9ZM16 164V165H15ZM31 164H33V165H31ZM36 164V165H35ZM61 164V165H60ZM67 164V165H66ZM71 164H74V165H72L71 166ZM108 164H110L109 166H108ZM195 164H197L198 165V167H197V165H195ZM200 164V165H199ZM211 165H212V163H210ZM215 164V163H214ZM218 164V163H217ZM217 164L215 165V166H217ZM246 164V165H247ZM18 165H20V166H18ZM39 165V166H38ZM77 165V166H76ZM117 165V166H116ZM125 165V166H124ZM133 165V166H132ZM176 165L179 167V169H178V167H176ZM219 165V164H218ZM253 165V166H252ZM257 165V166H256ZM259 165V166H258ZM13 166V167H12ZM18 166V167H17ZM23 166V167H22ZM42 166V167H41ZM68 168H67V167ZM74 166V167H73ZM108 166V167H107ZM199 166H200V170H199ZM204 168H203V167ZM208 166H209V164H208ZM215 166H212V167H215ZM237 167V169H236V167ZM249 166L247 167L248 169H250L249 168ZM255 166V167H254ZM8 167V168H7ZM12 169H11V168ZM20 167H21V169H20ZM37 167V168H36ZM117 167H118V169H117ZM135 168L136 170H133V169H131V168ZM192 167V168H191ZM193 167H197L196 168V170H194L195 168H193ZM206 167H207V165H206ZM212 167H211V170H210V167H209V171L211 172L212 171ZM220 167H224V169H223V171H221L222 169H220V171H218L217 170V173H222V172H224V170H226L225 169V166L224 165H221L220 164ZM233 167H235V168H233ZM19 169V171H18V169ZM27 168V169H26ZM38 168H40V169H38ZM74 168V169H73ZM77 168V169H76ZM127 169V171H126V169ZM218 169V167H215V168H213V171H214V169ZM246 168V169H247ZM251 168V169H252ZM7 169V170H6ZM35 169V170H34ZM57 169V170H56ZM63 169V170H62ZM65 169V170H64ZM68 169V170H67ZM117 169V170H116ZM119 169H122V172H123V174L125 173V175L126 176H128V179H129V176L131 177V179H134V178H136V176H137V179H138V181L136 180V179H134V181L136 180V182H139L140 183V181H142V179H143V181L141 182V184H143V182L145 183V184H143L144 186L145 185H148L149 184V182L151 183V182H155L156 184H158V188L160 189V192L162 193V194H164V195H162V196H166L165 198V201L164 202H166L167 200H168V202L169 203H167L166 202V204L168 205V207H170V208H172V207H175V208H172L171 209V215H170V212L169 211H167V210H165V212L167 213V212H169L166 216H169V219L170 220H168V223L166 222L165 224H164V226H165V228L167 229L166 231H169V232H166V233H168V237H166V238H164L161 234H160V231L158 230V227H157V224L155 223V222H153V221H155L156 220V217H159V216H157L159 213H161V212H157V215H155V213H154V211H155V208H154V210L151 208V206H157L158 207V205L159 204H154V203H151V205H150V203H149V201L145 198L146 196H147V194H146V196L144 197V193L148 190L147 188V190L145 189V191H144V193L142 194V193H139L137 196L136 195H130L131 197H132V199H131V197H130V199H129V197H127L128 199H129V204L127 203L128 202V200H125L126 199V197H124L125 195H123V193H121V194H119L120 193V190L121 191H123L122 189H121V187H118V186H120V185H118V183L120 184V180L118 181L116 178L118 177V175H120L121 174V172L119 173V174H117L118 172L117 171H120ZM125 169V170H124ZM32 170V171H31ZM40 170V171H39ZM59 170V171H58ZM61 170V171H60ZM73 170V171H72ZM99 172H98V171ZM124 170V171H123ZM129 170V171H128ZM177 170V171H176ZM184 170H185V172H184ZM194 170V171H193ZM232 170V172L231 173H233L234 171ZM253 170V169H252ZM253 170V171H254ZM10 171V172H9ZM16 171V172H15ZM29 171H30V173H29ZM37 171H39V173H40V175L41 176H43L42 174L44 173L45 174V176H47V175H51L52 177H53V179H54V185H55V183L57 182L58 184H59V187H58V184H56L55 185V187L53 186V183H52V185L50 186L49 184L47 185V187H48V190H49V186H50V190L52 189L53 190V188H56V186H57V190L58 191H60L58 194H59V197H61V199H63L62 201H64V200H66V202L64 203H62V209H64L65 211H66V215H68V216H65V214L64 213H62V214H64L62 217V221H61V223H60V225L62 226V228H61V226L59 227V229L57 228L58 226H49V227H47L45 224V222H43V221H45L46 220V216H47V214H46V210H45V207L43 206V200H42V194L41 193H43L41 190L39 191V189L36 191L34 188V190H33V192H32V190H29L31 187H29V185H30V183H28V182H25V180H24V185H25V187H26V189H25V191L27 190V192L28 193H25L24 194V196H26L27 194H30V192L35 196V197H33V195L32 196H30V195H28V196H26V198L27 197H29L30 196V199H33V203H34V201H35V203H36V205L34 206L33 205V208H32V210H31V212H30V209L27 211V210H25V208H24V206H23V204H21V203H23L24 201H26L25 200V198L23 199V196H21V194L19 195V194H16V193H18V190L15 188V186H17V183H18V180H17V178H16V175H15V173L17 174V177L18 176H28V174H29V176H34L36 173H37ZM53 171H55V172H53ZM68 171V172H67ZM136 171H138L137 173H136ZM197 171V172H196ZM6 172V173H5ZM33 172V173H32ZM63 172V173H62ZM65 172H67V173H65ZM79 172V173H78ZM83 172H85V173H83ZM97 172V174H95V173ZM136 174H135V173ZM177 172V173H176ZM196 172V173H195ZM204 172H205V170H204ZM203 172V173H204ZM215 172H216V170H215ZM214 172V173H215ZM0 173V174H1ZM50 173V174H49ZM110 173V174H109ZM132 173V174H131ZM134 173V174H133ZM174 173V174H173ZM181 175H180V174ZM198 173V176L196 175ZM2 174H1V176H2ZM31 174V175H30ZM34 174V175H33ZM54 174V175H53ZM56 174V175H55ZM71 174V175H70ZM93 174V175H92ZM117 174V175H116ZM121 175V177H124L125 175ZM190 174V175H189ZM210 174V173H209ZM13 175V176H12ZM36 175H39L38 173L36 174ZM39 175V176H40ZM78 176V178H76V179H73V180H71L70 181V183L69 182H66V180H64V179H62L61 177H59V176ZM85 175V176H84ZM87 175V176H86ZM178 175H180L179 176V178H178ZM201 175V176H200ZM81 176V177H80ZM91 176H97V177H100L101 178V180L99 181V182H102V184L100 183H98V181H97V189H99V191L98 190H96V188L94 189V187L93 186H91L92 184H91V182H88L86 179H85V177H87V178H89V177H91ZM111 176V177H110ZM114 176H116V177H114ZM151 176V177H150ZM158 176V177H157ZM160 176V177H159ZM208 176H210V175H208ZM211 176H212V172H211ZM227 176L229 177V174H227ZM6 177V178H5ZM10 177H12V178H10ZM51 177V178H52ZM79 177H80V179H79ZM84 177V178H83ZM114 177V178H113ZM140 177V178H139ZM191 177V178H190ZM199 179H198V178ZM213 177V176H212ZM231 177V176H230ZM233 178L234 177H237V176H232ZM230 178V179H232V180H236L237 181V179L235 178V179H233V178ZM243 177V176H242ZM245 177V176H244ZM244 177L242 178L244 181H246L245 179H248L247 178V176H246V178L244 179ZM248 177H251V176H248ZM264 178V176H259V177H256L255 179H256V182H258L259 183V186L261 187V195H263V193H264V179H262V178ZM59 178V179H58ZM60 178L62 179V180H64L66 183H68V185L69 186H71L73 189H75V191H76V194H70V192L69 191H67V192H69V194H67L66 193V188L64 187V184H63V182L64 181H62V180H60ZM93 178V177H92ZM108 178H109V180H108ZM125 178H127V177H125ZM152 178V179H151ZM155 178H157V179H155ZM159 178V179H158ZM177 178V179H176ZM53 179H51L52 181H53ZM56 179H58V180H56ZM119 179V178H118ZM149 179V180H148ZM152 181H151V180ZM183 179V180H182ZM194 179H196V180H194ZM204 181V183H203V181ZM212 179V178H211ZM229 178H226V181L227 180H230ZM240 179V178H239ZM249 179H251V178H249ZM253 179V178H252ZM14 180V181H13ZM83 180V181H82ZM158 182H157V181ZM174 180V181H173ZM175 180H177L176 182H175ZM180 180V181H179ZM198 180H200V182L198 181ZM208 180H209V177H208ZM213 180V179H212ZM211 180V181H212ZM254 180V179H253ZM252 180V181H253ZM82 181V182H81ZM87 181V182H86ZM104 181H107V183H110V187H113V185H114V187H115V189H113L114 191H111L110 192V189L112 190V188H110L109 189V191H107V188L106 187H104L105 189H106V191L108 192H106L105 190H104V188L102 187L103 186V184H104ZM115 183H113V182ZM116 181V182H115ZM128 181V180H127ZM132 181V180H131ZM178 181H179V183H178ZM195 181V182H194ZM231 181V180H230ZM234 181H231V184H232V182H234ZM235 181V182H236ZM64 182V183H65ZM73 182V183H72ZM118 182V183H117ZM172 182V183H171ZM215 182V181H214ZM234 182V183H235ZM238 182V181H237ZM242 183V181L240 180L239 181V183H236L237 185L239 184L240 186L242 185L241 183ZM247 182H249V180H247ZM246 182V183H247ZM250 182H251V180H250ZM255 182V180L253 181V184H255L254 183ZM91 185H90V184ZM127 183H129L128 184V188L129 187H131L133 184H132V182H130V180L127 182ZM162 183V184H161ZM187 183V184H186ZM228 183V182H227ZM226 183V184H227ZM245 183V184H246ZM72 184V185H71ZM82 184V185H81ZM100 185V187H99V185ZM106 184V183H105ZM132 184V185H131ZM178 186H177V185ZM195 184V185H194ZM201 184V185H200ZM209 184V185H210ZM222 186L221 188H220V185ZM244 184V183H243ZM247 184H250V183H247ZM251 184H252V182H251ZM252 184V185H253ZM257 184V183H256ZM10 185V186H11ZM27 185H28V187H27ZM62 187H61V186ZM75 185V186H74ZM161 185V186H160ZM198 185V186H197ZM217 185V186H216ZM230 184H228V186H229ZM238 185V186H239ZM81 186V187H80ZM90 186V187H89ZM105 186H107V184L105 185ZM202 186L204 187V188H202ZM216 186V187H215ZM227 186V185H226ZM108 188H109V185L107 186ZM113 187V188H114ZM116 187H118L119 188V191H118V188H116ZM133 188H134V186H132ZM145 187H147V186H145ZM156 187H157V185H156ZM179 187V188H178ZM196 187V188H195ZM59 188V189H58ZM87 188V189H86ZM133 188H131V190H133ZM142 188V189H143ZM162 188V189H161ZM223 188H225V185H224V187ZM68 189V188H67ZM80 189V190H79ZM85 189V190H84ZM199 189V190H198ZM204 189V190H203ZM207 189H209L210 190V194L208 193L209 191L207 190ZM56 190V189H55ZM85 192H84V191ZM102 190H104V194H108V195H110V193H111V195H113V196H116L117 195V197H115V198H118L117 199V201L115 200V202L116 203H118L119 205V207L118 206H114V208L113 207H109V206H112V204H116V203H114V198H113V196L110 198V196H108L107 194H106V196L104 195V194H102L103 193V191ZM116 190L119 192H116ZM169 190V191H168ZM188 190V191H187ZM189 190H193V192H189ZM216 190V191H215ZM7 191V193H5ZM15 191V192H14ZM17 191V192H16ZM35 191V192H34ZM58 191H56L55 193L57 194V192ZM84 192L85 193V195L86 196H84V195H82V192ZM87 191V192H86ZM143 191V190H142ZM166 191H168V192H166ZM172 191H173V193H172ZM206 191V193H204ZM231 191V190H230ZM37 192V193H36ZM41 192V193H40ZM102 192V193H101ZM106 192V193H105ZM110 192V193H109ZM115 194H113V193ZM124 192V191H123ZM131 192H133V191H131ZM164 192V193H163ZM174 192H175V194H174ZM202 192H203V194H202ZM15 193V194H14ZM64 193H66V194H64ZM83 193V194H84ZM97 193H98V195H97ZM118 193V194H117ZM135 192H133V193H131V194H134ZM137 193V192H136ZM169 193H171V194H169ZM191 193H193V195H189V194ZM207 193L209 194V195H207ZM226 193V194H225ZM9 194V195H8ZM11 194V195H10ZM142 196H141V195ZM166 194V195H165ZM173 194L175 195V196H173ZM218 194V195H217ZM258 194V193H257ZM12 195H15V196H13L12 197ZM17 195H19V196H21V197H16ZM62 195H64V197L62 196ZM68 197H67V196ZM139 195L141 196V197H139ZM197 197H196V196ZM213 195H215L214 196V198H213ZM221 195H222V197H221ZM232 195V197H230ZM259 195V194H258ZM6 196V197H5ZM11 196V197H10ZM37 196V197H36ZM84 196V197H83ZM89 196V197H88ZM102 196V197H101ZM103 196H104V198H103ZM119 196V197H118ZM125 198V199H123V197ZM134 196V197H133ZM169 196H171V197H169ZM209 196V197H208ZM264 196V195H263ZM32 197V198H31ZM39 197V198H38ZM83 197V198H82ZM99 197V198H98ZM109 197V198H108ZM145 198V199H143V198ZM164 197H163V199H164ZM173 197V198H172ZM177 197V198H176ZM206 197V198H205ZM212 197V198H211ZM220 200H216L217 198ZM225 197V198H224ZM5 198V199H4ZM11 200H10V199ZM70 198V199H69ZM91 198V199H90ZM123 199V201H122V199ZM143 200H142V199ZM171 198H172V200H171ZM196 198V199H195ZM231 198H233V199H231ZM4 199V200H3ZM10 201H9V200ZM16 199H21L22 200V202H21V200H16ZM41 199V200H40ZM88 199V200H87ZM112 199H113V202H112ZM162 199V200H163ZM264 199V198H263ZM84 200H85V203H84ZM101 200V201H100ZM118 200L120 201V202H118ZM138 200V201H137ZM150 200V199H149ZM175 200V201H174ZM213 200H215V203H214V201ZM15 201V202H14ZM40 201V202H39ZM67 201H69V202H67ZM82 201V202H81ZM89 203H88V202ZM93 201V202H92ZM98 201V202H97ZM100 201V202H99ZM111 201V202H110ZM125 201V202H124ZM127 201V202H126ZM132 201V202H131ZM143 201V202H142ZM145 201V202H144ZM179 201V202H178ZM210 201V202H209ZM218 203H217V202ZM225 201V202H224ZM227 201V202H226ZM21 204V205H19V203ZM134 202V203H133ZM173 202V203H172ZM177 204H176V203ZM4 203V204H3ZM6 203V204H5ZM34 203V204H35ZM124 203H125V205H124ZM206 205H205V204ZM229 203V204H228ZM9 204H12V205H9ZM38 204V205H37ZM40 204V205H39ZM66 204V205H65ZM84 204H85V207H84ZM108 204H110V205H108ZM132 204H133V206H132ZM165 204V205H166ZM218 204V205H217ZM223 204V205H222ZM94 206V209H93V206ZM103 205V206H102ZM117 205V204H116ZM127 205V206H126ZM164 205V207L165 208H167L166 206ZM170 205V206H169ZM173 205V206H172ZM191 205V206H190ZM201 205H203V207L201 206ZM229 205V206H228ZM7 206V207H6ZM14 206H15V209H14ZM18 206V207H17ZM22 206V207H21ZM38 206V207H37ZM102 206V207H101ZM121 206L123 207L124 206V208H121ZM130 206V207H129ZM133 208H132V207ZM154 206V207H155ZM163 206V205H162ZM201 206V207H200ZM219 207V211L217 210L218 208L217 207ZM2 207H3V209H2ZM5 207V208H4ZM11 207H12V209H11ZM37 209H36V208ZM99 207V208H98ZM118 207V208H117ZM125 207H127V208H125ZM182 207V208H181ZM189 207V208H188ZM196 207V208H195ZM200 207V208H199ZM207 208V211H205L206 210V208ZM222 207V208H221ZM9 210V213H8V210ZM10 208V209H9ZM21 208V209H20ZM22 208H24V209H22ZM34 208L36 209L35 211H34ZM102 208V209H101ZM117 208V209H116ZM121 208V209H120ZM129 208L131 209V210H129ZM134 208H135V211H137V212H135L134 211ZM181 208V209H180ZM191 208V209H190ZM198 208V209H197ZM6 209V210H5ZM18 209V210H17ZM59 209V208H58ZM90 209V210H89ZM92 209V210H91ZM101 209V210H100ZM109 211H108V210ZM111 209V210H110ZM123 209V210H122ZM203 209V210H202ZM231 209V208H230ZM12 210H14V211H18L19 213H17V211H16V213H14V214H12L11 215V213H12ZM21 212H20V211ZM24 210V211H23ZM40 210V211H39ZM56 210H57V208H56ZM95 210V211H94ZM97 210V211H96ZM99 210L101 211L100 213H99ZM103 210V211H102ZM112 210H115V212L114 213H112ZM121 210V211H120ZM133 210V211H132ZM141 210V211H140ZM158 210H161V209H158ZM168 210H169V208H168ZM179 210V211H178ZM223 210H224V212H223ZM252 210V209H251ZM5 211H7L6 213H5ZM36 211H38L37 213H36ZM58 212H60V210H57ZM89 211V212H88ZM93 211V212H92ZM123 211V212H122ZM139 211V212H138ZM152 211V212H151ZM173 211V212H172ZM195 211H196V213H195ZM28 212V213H27ZM33 212V213H32ZM68 212V213H67ZM107 212V213H106ZM118 212L120 213V214H118ZM130 212V213H129ZM133 212V213H132ZM156 212V211H155ZM174 212H176V213H174ZM193 212V213H192ZM207 212V213H206ZM232 212V213H231ZM21 213H22V215H21ZM41 213V214H40ZM92 213V214H91ZM105 213V214H104ZM122 213V214H121ZM125 213V214H124ZM174 213V214H173ZM188 213V214H187ZM217 213V214H216ZM219 213V214H218ZM220 213H223V214H221L220 215ZM256 213V214H255ZM9 214V216H7ZM20 214V216H18V215ZM25 214H28V215H25ZM31 214H32V216H31ZM38 216H37V215ZM99 214V215H98ZM103 214V215H102ZM117 214V215H116ZM135 214V215H134ZM161 214H163V213H161ZM160 214V215H161ZM232 214V215H231ZM16 216V218H17V216L20 218L21 216V218L19 219H16L15 218V216ZM93 215V216H92ZM106 215V216H105ZM119 215V216H118ZM243 215V214H242ZM6 216V217H5ZM12 216V217H11ZM24 216H26V217H24ZM36 216V217H35ZM69 216H70V218H69ZM116 216V217H115ZM127 216V217H126ZM140 216V217H139ZM172 216V217H171ZM180 216V217H179ZM220 216V217H219ZM229 216V217H230ZM256 216V217H255ZM10 217V218H9ZM43 219V221H42V219ZM66 217V218H65ZM68 217V218H67ZM92 217V218H91ZM94 217V218H93ZM102 217V218H101ZM118 217V218H117ZM139 217V218H138ZM176 219H175V218ZM181 217H183V218H181ZM188 217H190L191 218V220L192 221H194V223L192 222V223H190L189 222V224H187V220H189L190 218H188ZM193 217V218H192ZM217 217H219V218H217ZM7 218V219H6ZM13 218H14V220H13ZM24 218H26V219H24ZM36 218V219H35ZM38 218V219H37ZM66 219V220H63V219ZM91 218V219H90ZM96 218V219H95ZM105 218H106V220H105ZM111 218V221L109 220ZM122 218V219H121ZM125 218H127V219H125ZM144 218V219H143ZM149 218H151V221H150V219ZM153 218V219H152ZM155 218V219H154ZM173 218V219H172ZM179 218H181V219H179ZM185 218H188L187 220L185 219ZM245 218V219H244ZM257 218H259L260 219V221H258L257 222V220H259V219H257ZM71 221H70V220ZM115 219H117V220H115ZM119 219V220H118ZM134 219H135V221H134ZM141 219V220H140ZM175 219V220H174ZM178 219H179V221H181V222H179V223H176L177 221H178ZM183 219V220H182ZM222 221H221V220ZM233 219V220H232ZM256 219V222H254L253 223V220H255ZM261 219H262V221H261ZM4 220V221H3ZM21 220H22V222H21ZM32 220V221H31ZM37 220H39V221H37ZM41 220V221H40ZM68 220V221H67ZM132 220V221H131ZM153 220V221H152ZM174 220V221H173ZM219 220V221H218ZM249 220V221H248ZM9 221V222H8ZM34 221V222H33ZM37 221V222H36ZM67 222V224H68V226H67V224H65V222ZM70 221V222H69ZM109 221V222H108ZM124 221V222H123ZM138 221H140V222H138ZM184 221V222H183ZM223 221H224V223H223ZM245 221V222H244ZM3 222V223H2ZM15 222V223H14ZM16 222H17V224L18 225H20L21 226V228H20V226H18L17 224H16ZM19 222V223H18ZM39 222V223H38ZM43 222V224H40V223H42ZM71 224V225H74V226H77V228H76V231L74 232V231H72L73 229H70L71 231H72V235H68V234H71V231H69V228H71L70 226L71 225H69V223ZM97 222V223H96ZM133 222V223H132ZM138 222V223H137ZM196 222V223H195ZM200 222V223H199ZM221 222V223H220ZM7 223V224H6ZM21 223V224H20ZM26 223V224H25ZM36 223V224H35ZM90 223V224H89ZM106 223H104V224H106ZM130 223V224H129ZM137 223V224H136ZM154 223H155V225H154ZM180 223H182V226L181 225H179ZM242 223V224H241ZM14 224H16V225H14ZM22 224H24L27 228H28V226L29 227H31V225H32V227H34V229H36L35 231L37 232V234L35 235V236H31L30 234H31V230L32 229H28L27 230V228L24 226V225H22ZM29 224H31V225H29ZM41 225V228H40V225ZM63 224H64V226H63ZM100 224V223H99ZM112 224V223H111ZM150 224V225H149ZM191 224V225H190ZM197 224V225H196ZM202 224V225H201ZM226 224V225H225ZM248 224V225H247ZM28 225V226H27ZM38 225V226H37ZM96 225V226H95ZM107 225V224H106ZM123 225H125L126 226V228H124L123 227ZM136 225V226H135ZM178 225V226H177ZM193 225H194V227H195V230H194V227H193ZM244 225H246V226H244ZM43 226V227H42ZM132 226V227H131ZM135 226V227H134ZM150 226H151V230H150ZM152 226H153V228H152ZM180 226V227H179ZM225 226V227H224ZM249 226V227H248ZM12 227V228H11ZM63 227H64V229H63ZM86 227V228H85ZM138 227V226H137ZM148 227V228H147ZM156 227V228H155ZM191 227V228H190ZM193 227V228H192ZM197 227V228H196ZM5 228V229H4ZM15 228H17V229H15ZM61 228V229H60ZM67 228V229H66ZM95 228V229H94ZM141 228V229H142ZM146 228V229H145ZM203 228V229H202ZM225 228V229H224ZM228 228V229H227ZM4 229V230H3ZM9 229V230H8ZM14 229V230H13ZM19 229H21V231L19 232ZM44 229V230H43ZM63 229V230H62ZM77 229H78V231H77ZM180 229V230H179ZM189 229V230H188ZM191 229V230H190ZM199 231H198V230ZM200 229H201V231H200ZM248 229V230H247ZM260 229V230H259ZM4 232H3V231ZM13 230V231H12ZM39 230H42V231H39ZM58 230V231H57ZM59 230H60V232L62 231V233H63V231H64V233L62 234V233H60L59 232ZM82 232H81V231ZM187 230V231H186ZM224 230V231H223ZM254 230V231H253ZM259 230V231H258ZM8 231H10V233L8 232ZM14 231H16L19 235H18V237H20V238H18L17 237V235L16 234H14V233H12V232H14ZM101 231V230H100ZM194 231H195V233H194ZM204 231V232H203ZM247 231H249V232H247ZM30 232V233H29ZM78 232V233H77ZM85 232V233H84ZM152 232V233H151ZM182 232V233H181ZM196 232H197V234H196ZM225 232H226V234H225ZM254 232V233H253ZM260 232V233H259ZM2 233H3V236H2ZM20 233L22 234L21 236H20ZM42 233V235H40ZM170 233V234H169ZM187 233V234H186ZM190 233V234H189ZM205 233V234H204ZM213 233V234H212ZM253 235H252V234ZM7 234V235H6ZM29 234V235H28ZM39 234V235H38ZM65 234H66V236H65ZM75 234H76V236L77 235H79L78 236V238L77 237H75ZM148 234V235H147ZM208 234L210 235V234H212L211 236H209V238L210 237H213V235H214V239H216V243L215 244H213V248H211V250L208 248V246L210 245H212V242H211V244H210V241L211 240H208L209 238H207L206 239V237L208 236ZM220 234H222V235H220ZM256 234V235H255ZM260 234V235H259ZM13 235V236H12ZM26 235V236H25ZM52 235V236H51ZM87 235V236H86ZM160 235V236H159ZM169 235H171V238H170V236ZM190 235H192L193 237H195V236H199V237H195V238H192L191 239V237H189ZM202 235V236H201ZM204 235L206 236L205 238H204ZM246 235V236H245ZM24 236V237H23ZM55 236V237H54ZM63 236V237H62ZM185 239V237H186V239L187 240H185V241H181V239L180 238H182V237ZM185 236V237H184ZM227 236V237H226ZM245 236V237H244ZM260 236V237H259ZM11 237V238H10ZM32 237V238H31ZM53 237V238H52ZM65 237V238H64ZM72 237L74 238V239H72ZM83 237V238H82ZM104 237H105V234H104ZM120 237V236H119ZM119 237H118V239H119ZM144 237V236H143ZM152 239V242H151V239ZM219 237H220V240H219ZM249 237V238H248ZM257 237H258V240H260V241H258L257 240ZM262 237V239H260ZM26 238V239H25ZM29 238H31L30 240H29ZM52 238V239H51ZM85 238V239H84ZM93 238V239H92ZM168 238V239H167ZM171 240H170V239ZM182 238V239H183ZM202 238V239H201ZM8 239V240H7ZM39 239V240H38ZM71 239V240H70ZM76 239V241H77V239H78V241H79V239L81 240V241H79V243H78V241L76 242V241H74ZM115 240L117 239V238H114ZM117 239V240H118ZM148 239V240H147ZM164 239H165V241H164ZM167 239V240H166ZM191 239V240H190ZM196 240V242L197 243H194V241H192V240ZM204 239V240H203ZM211 239V238H210ZM225 240V241H223V240ZM230 239V240H229ZM248 239V240H247ZM3 240H4V242H3ZM11 240H13L12 242H11ZM19 240H21V241H19ZM37 240H38V242H37ZM54 240H57V241H54ZM60 240V241H59ZM73 240V241H72ZM90 240V242H88ZM103 240H104V242H103ZM120 240V239H119ZM171 241V243H169L170 241ZM182 242H180V241ZM191 241L190 242V244H192V242H193V247L191 248L190 247V245H189V241ZM206 240L207 241H209V243L207 242V244L205 243L206 242ZM232 240V241H231ZM245 240V241H244ZM39 241H41L40 243H39ZM83 241V242H82ZM84 241H85V243H84ZM99 241V242H98ZM101 241V242H100ZM150 241V242H149ZM166 241H168V242H166ZM198 241L201 243H199V245H200V248H201V245H203V249L201 248V249H199V251H200V255L198 254L199 252H195V253H190V252H187V251H190L191 249H193L194 248V244H197L198 245ZM244 241V242H243ZM259 243H258V242ZM20 242H22V243H20ZM60 243V245H59V243ZM75 242H76V244H75ZM92 242V243H91ZM107 242V243H106ZM109 242V243H108ZM186 242H188V245H187V243ZM219 242H221V243H219ZM7 243V244H6ZM9 243V244H8ZM15 243H17V244H15ZM23 243V244H24ZM57 243V244H56ZM67 243V244H66ZM75 244L74 246L75 247H77L76 249H75V247L73 248V247H71V246H73L72 244ZM90 243V244H89ZM98 243H100L101 245L98 247ZM102 243H104V246H102ZM204 243L207 245H204ZM218 243V244H217ZM224 243V244H223ZM228 243V244H227ZM261 243V244H260ZM262 243H263V246H261L262 245ZM4 244V245H3ZM37 244V245H38ZM65 246H64V245ZM79 244V245H78ZM83 244H84V246H83ZM89 244V245H88ZM93 246H92V245ZM216 244H217V246H216ZM223 244V245H222ZM226 244V245H225ZM229 244H231V245H229ZM3 245V246H2ZM13 245V246H12ZM47 245L48 246H50V248H48L47 247ZM55 245H56V247H55ZM70 245V246H69ZM86 245V246H85ZM136 245V246H135ZM183 245V246H182ZM214 245L217 247V249H216V247H214ZM219 245V246H218ZM4 246H6V247H4ZM43 246V247H42ZM83 246V247H82ZM159 246V247H158ZM186 246V247H185ZM224 246V247H223ZM233 246H234V248H233ZM259 246V247H258ZM52 247V248H51ZM63 247V248H62ZM71 247V248H70ZM105 247V248H104ZM116 247V248H115ZM183 247V248H182ZM223 249H222V248ZM260 247H262V248H260ZM9 250H8V249ZM14 248V249H13ZM53 248H55V249H53ZM59 248V249H58ZM63 250H62V249ZM73 248V249H72ZM87 248V249H86ZM89 248V249H88ZM101 248V249H100ZM131 248V249H130ZM133 248V249H132ZM157 248H158V251H157ZM159 248H161V250H162V253L161 252H159V251H161ZM184 248H185V250H184ZM189 250H188V249ZM207 248H208V250H207ZM219 248V249H218ZM227 248L229 249V250H227ZM230 248H232V249H230ZM260 248V249H259ZM2 249V250H1ZM5 249V250H4ZM49 249V250H48ZM56 249H57V251H56ZM85 249V250H84ZM94 249V250H93ZM96 249V250H95ZM117 249V250H116ZM215 251V252H213V254H212V251L213 250ZM243 249V250H242ZM249 249V250H248ZM48 250V251H47ZM53 250H54V252H53ZM60 250H62V251H60ZM75 250V251H74ZM77 250V251H76ZM85 252H84V251ZM87 250H88V252L89 253H91L92 254V256H91V254H90V256H91V258H90V256L88 255L89 253H87L86 254V252H87ZM90 250V251H89ZM206 250H207V252H206ZM234 250V251H233ZM261 250H262V252H261ZM5 251V252H4ZM81 251V252H80ZM98 251V252H97ZM120 251V252H119ZM133 251V252H132ZM185 251V252H184ZM220 251V252H219ZM228 253H227V252ZM232 251V252H231ZM242 251V252H241ZM58 252H60L59 254H58ZM62 252V253H61ZM77 252V253H76ZM132 252V253H131ZM193 252H194V250H193ZM206 252V253H205ZM223 252V253H222ZM241 252V253H240ZM50 253V254H49ZM55 254V256H57V257H55L54 256V254ZM57 253V254H56ZM67 253V254H66ZM75 253L77 254V255H75ZM81 253V254H80ZM99 253V254H98ZM102 253H103V255H102ZM105 253V254H104ZM136 253V254H135ZM158 253V254H157ZM186 253V254H185ZM189 253V254H188ZM209 253H211V255L209 254ZM232 253V254H231ZM239 253V254H238ZM162 254V255H161ZM192 254V255H191ZM196 254V255H195ZM203 254V255H202ZM251 254V255H250ZM46 255L48 256V257H46ZM61 255H63V256H61ZM84 256V259H85V261H84V259L82 258L83 256ZM97 255V256H96ZM99 255V256H98ZM116 255V256H115ZM121 255V256H120ZM123 255V256H122ZM164 255V256H163ZM194 255V256H193ZM207 255V256H206ZM212 255H214V256H212ZM233 255H235L234 257H233ZM76 256V257H75ZM80 256V257H79ZM110 256V257H109ZM112 256V257H111ZM118 257V258H115V257ZM186 258H185V257ZM196 256V257H195ZM202 256H204L203 258H202ZM210 256H212V257H210ZM219 258H218V257ZM224 256V257H223ZM244 256H245V258H244ZM13 257V258H12ZM51 257V258H50ZM87 257H89V258H87ZM108 257H109V259H108ZM135 257V258H134ZM188 257V258H187ZM208 257V259H205V258H207ZM55 258H57V259H59V260H55ZM66 258V259H65ZM76 260H75V259ZM81 258L83 259V260H81ZM97 258V259H96ZM101 258V259H100ZM122 258V259H121ZM231 258V259H230ZM238 258V259H237ZM239 258H240V260H239ZM241 258H242V260H241ZM1 259H2V261H1ZM62 259V260H61ZM98 259H100V260H98ZM125 259V260H124ZM135 259V260H134ZM183 259V260H182ZM227 259V260H226ZM233 259V260H232ZM246 259V260H245ZM16 260V262L17 261H19V262H14ZM89 260V261H88ZM110 260V261H109ZM114 261V262H111V261ZM182 260V261H181ZM73 261V262H72ZM84 261V262H83ZM101 261H100V263H101ZM109 263H108V262ZM120 261H122V262H120ZM133 261H135L134 263H133ZM204 261V262H203ZM209 261V262H208ZM213 261H212V263H213ZM226 261V262H225ZM240 261V262H239ZM246 261V262H245ZM111 262V263H110ZM131 262V263H130ZM199 262H201V263H199ZM207 262V263H206ZM236 262V263H235ZM251 262V263H250ZM25 263L27 264V262L25 261ZM25 263H23V264H25ZM44 263H45V261H44ZM99 263V264H100ZM28 264H31V263H28ZM58 264V263H57ZM61 264V263H60ZM140 264H141V262H140Z\"/></svg>","mask_w":264,"mask_h":264},{"label":"bare ground","instance_id":"obj_2","mask_svg":"<svg viewBox=\"0 0 264 264\" xmlns=\"http://www.w3.org/2000/svg\"><path fill=\"white\" fill-rule=\"evenodd\" d=\"M42 1L44 2L45 0H0V27H4V31H7L6 33L4 32V31H2V28H0V30L3 32V33H5V34H7V33H9V36L7 37L8 39H5L6 37H3V38H0V131H6V133H8L7 132V130L8 129H10L11 131L12 130H18L20 127H18V125L17 124H15V121H11L10 120V118H12L13 120H15L18 116L17 115H21V116H23L22 117V119L23 118H25V121H26V123L25 124H28L31 128L32 127H36L38 124H40V123H42V122H45L46 121V119H49L50 118V116H54V117H56L57 118V120L60 122V121H62L64 124H66L68 121L67 120H65V117H69V116H67V115H71V113L70 112H68V111H70V110H68V103H67V98H65L66 97V94H64V91H63V89H61V87L63 86L62 85V83H63V81L65 82L66 81V79H68L71 75L70 74H68L67 72H68V69H69V72L71 73V71H78V70H80L79 68H81V64L82 63H80V66H79V68H77V64H79L78 63V61H80V60H76V58H78V55L77 54H79V51H78V53L74 50V48H77L78 47V45H76V44H72L74 41L75 42H77L76 40H74V41H71V40H73L74 39V37H73V35L72 34H74L75 32H73V30H75V29H72V34L70 35V26L69 25H71V24H68V22L67 21H69V20H67V18H69V15H68V13H67V11H68V9H71V6H70V8L68 7L67 9H61V8H66L64 5L62 6V7H59V11H58V14H54L53 16H52V18H50L49 16H51L50 14H48V9H47V7L46 6H39V4H41L42 3ZM50 1H56V0H50ZM80 1V3L82 4H80L82 7H83V11L82 12H86L85 11V8L87 9V7H88V9L87 10H89V5H95V3L97 4V2L96 1H99V0H79ZM107 1V0H106ZM112 2V5L114 4V8L116 9H114L115 11H117L116 12V14L114 13V11H113V13L111 14V13H109V14H111L110 16H113V18H112V21H111V19H110V22H112L113 24H115L116 26L118 25L119 26V30H122V32L121 31H119L118 30V32L119 33H113L112 34V32H110L111 34H109V32H107L106 31V33L104 34V35H106V38H104V36L102 37V39H98V40H101L100 42V44L103 46V48L102 49H105V51L107 50L108 52H110L112 55H113V53H114V55L113 56H116V57H118L117 56V54H119L120 52L121 53H123V56L124 55H126V56H124V57H127V55L130 53V50H132V47H130L129 48V46L130 45H132V42H131V40L133 39V37L135 38L136 36L134 35V34H137L138 33V31L137 32H135L136 31V29L138 28L137 26V24H139V23H141V22H139V21H141V19L140 18H138L139 20L138 21H136V19L137 18H135L136 16H135V14H137L136 12L137 11H139L138 9L140 8V7H143L142 5H143V3H144V0H109V2ZM152 1V0H151ZM154 1H156V0H154ZM153 1V2H154ZM162 1H164V0H162ZM165 1H167V0H165ZM191 0H172V5H171V7L169 8V15L172 13L173 14V12L175 13V11L174 10H176L177 12L179 11L178 10V8H179V6H183V7H185L184 6V4H186V3H188V2H190ZM214 1V0H213ZM217 1V0H216ZM220 1H222V0H220ZM226 1V0H225ZM227 1H229L228 3H229V5L228 4H226L227 6H225V5H223V3H224V0H223V2H222V5H223V7H221V8H223L221 11L219 10L218 11V14L217 13H214V14H217L216 15V17H214V20L212 21V23H211V21L209 20V23H210V26L209 25H207L208 24V22H207V26L208 27H205V28H203V29H200V28H202V27H200L199 28V30H198V28H196V30H198L197 32H194V31H192L191 32V28H188V30H190V32L192 33V34H188L187 35V33H189V32H187L186 31V28H187V24H183V23H181L182 25L179 27V29L181 28V38H180V48L181 49H183V52L181 51H179V53H176L175 54V59L177 60V62H178V60L179 61H181L183 58H185V57H187V56H192L193 57V54H194V51L193 50H195V52H196V50L198 49V48H202L201 50H202V52L204 53V54H202V63H201V65H199V67L200 68H197V69H199V72H206L205 70L207 69V72H208V74H209V76H211L212 78H211V80L213 79V77H214V79H218V78H220L219 80H220V82H222V83H220V86L218 87V89L219 90H225L226 91V93L227 92H229L230 93V90L232 89H230V87H232L234 84L236 85V86H239V87H237V88H240V90H244L245 92H246V90H247V92H246V94H247V96H246V101L245 102H243V106H242V102L241 103H237L236 101H234V100H236V98L235 99H231V98H225L226 97V95L227 94H225L224 96H223V94L225 93H222V95H221V93H219V91L216 89L217 87H216V84H218L219 83V81L218 80H216V81H214V83H216L215 84V86L213 87V85H210L211 83H209V84H206L207 85V87L209 88V87H213L214 89H216L215 90V93H217V91H218V96H216L215 95V93L213 92V91H211V89H210V91L211 92H213L214 93V97H216V99H214V97L212 98V97H210V100H211V98L212 99H214V100H216V101H214V100H211L210 102H208L209 104H214V107L213 106H211V105H209L208 103V105L206 106V103H204L205 105V108H207V107H209V108H207L209 111H211V112H209L210 113V116L208 115V117H207V113H208V111H207V113H206V109H205V112H204V114L206 113V115H205V117H203V118H206L205 119V122H201V123H205V125H206V123H207V127L209 128H206L205 127V125L203 124V128H205V129H203V130H205L206 131V133H207V135L209 134V132L211 131L210 129H212V131H214L215 130V127H212V126H216V129L218 128V130H216L217 131V133L219 134V132H220V136H222L221 134L223 133L224 134V136L223 137H225L226 138V134H225V131H226V128L224 127L223 128V126L224 125H227L228 126V124H223V126L221 125V124H219L220 122H216L215 124H214V122L212 121V114L211 113H214V112H216V111H218V112H216V113H218L219 115H221V116H228V113L230 114V115H232V113H234V112H231L232 110H229L228 111V109H230V106H228V105H230L231 103L233 104L234 102V104L235 105H239L240 104V106H239V108L240 109H238L237 108V111H236V109L234 110V111H236V112H238V111H240L241 112V110H242V112L241 113H236L237 115H238V117H237V115H235V113L233 114L234 116L233 117H235L236 118V120H235V118H234V121L236 122H238V125H239V123H240V121L241 122H245V123H248L249 125H250V128H249V130H248V128L247 129H243V130H245L246 132L248 131V133H249V131H250V135H252V133H253V135L252 136H250L251 137V139H249V140H247L246 138V136H245V134H247V133H245V131H243L242 129H238L241 133L239 134V131H238V133H237V135L239 134V136L238 137H240L241 138V141H239V142H242V139H244V142H243V144H246V145H244L245 147L249 144H247V142H250V140L252 141H254V143H255V141L256 140H254L255 139V137H254V139L252 138L255 134H257V129H254L253 127H257V123L256 122H258V125L260 124V122H263V121H261V120H263L264 119V82L263 83H260V82H262L263 80H264V17H262V15L261 16H258V17H256L257 15H255L254 16V14H253V16L251 15V13H253V12H251V13H249L250 11H248V9H247V11H248V14L246 13V15H244L245 13H244V11H245V4H244V2L245 1H243V0H239L240 2H238V0L236 1H234L233 3H236V4H233V3H230L231 1L230 0H227ZM226 1V2H227ZM254 1V0H253ZM259 1V0H258ZM69 2H71V1H69ZM75 2V1H74ZM101 2V1H100ZM111 2L109 3V4H111ZM146 2V1H145ZM148 2V1H147ZM168 2H170L169 0H168ZM218 2H219V0H218ZM225 2V3H226ZM246 2H248V1H246ZM250 2V1H249ZM37 3H38V6H36L37 5ZM141 4V6H140V4ZM201 3V2H200ZM204 3V2H203ZM237 3H238V5H237ZM254 4L256 3V1H254L253 2ZM34 4V6H36L37 8V11H36V9L35 8H33L32 9V7H29L30 5H33ZM148 4H150V2L148 3ZM147 4V6H149ZM153 4V3H152ZM151 4V5H152ZM156 4V3H155ZM167 4V3H166ZM169 4V3H168ZM183 4V5H182ZM219 4V3H218ZM230 4H232V5H230ZM68 5V4H67ZM79 5V4H78ZM111 5V6H112ZM188 5H189V3H188ZM192 5V4H191ZM203 5V4H202ZM215 5V4H214ZM33 6V7H34ZM73 6V5H72ZM95 6H97V5H95ZM94 6V7H95ZM104 6V5H103ZM186 6H187V4H186ZM217 6V5H216ZM221 6V5H220ZM226 8H225V7ZM31 8V9H28V8ZM102 7V6H101ZM105 7V6H104ZM104 7L102 8V9H104ZM151 7V6H150ZM169 7V6H168ZM182 7V8H183ZM213 7V6H212ZM93 7H91L90 6V10L92 11L93 9H92ZM144 8V7H143ZM189 8H191V7H189ZM189 8H186V10L187 9H189ZM202 8V7H201ZM210 8V7H209ZM216 8V7H215ZM215 8H214V10H215ZM218 8V7H217ZM35 9V10H34ZM61 9V10H60ZM75 9V8H74ZM110 9H111V7H110ZM112 9V10H113ZM149 9V8H148ZM180 9V8H179ZM204 9V8H203ZM33 10H34V12H33ZM89 10V11H90ZM96 10H99L98 8H96ZM100 10H101V8H100ZM99 10V11H100ZM141 10H142V8H141ZM146 10V9H145ZM168 10V9H167ZM198 10V9H197ZM201 10V9H200ZM211 10V9H210ZM217 10V9H216ZM35 11L36 12H38V13H36V14H34L35 13ZM76 11V10H75ZM95 11V10H94ZM96 12V13H101V15L103 14V11H100V12ZM106 11V10H105ZM104 11V12H105ZM144 11V10H143ZM158 11V10H157ZM182 11V10H181ZM180 11V12H181ZM88 12V11H87ZM93 12V11H92ZM92 12H90L91 14H92ZM107 12V11H106ZM109 12V11H108ZM107 12V13H108ZM146 12V11H145ZM152 12V11H151ZM165 12V11H164ZM183 13H184V11H182ZM181 12V13H182ZM90 13H88V16H90ZM95 13V12H94ZM139 13H140V11H139ZM181 13H179L180 15H181ZM204 13V12H203ZM68 15V17H66L67 15ZM104 14H106V13H104ZM114 14H115V16H114ZM146 13H144V15H145ZM149 13H147V15H148ZM157 14V13H156ZM155 14V15H156ZM177 14V13H176ZM251 16H250V15ZM100 15V16H101ZM107 15V14H106ZM105 15V16H106ZM140 15H142V14H140ZM140 15H139V17H140ZM165 15H166V13H165ZM165 15H164V17H165ZM179 15V16H180ZM186 15H187V13H186ZM81 16V15H80ZM103 16V15H102ZM104 16V18H107V17H105ZM109 16V15H108ZM172 16H174V15H172ZM182 16V15H181ZM213 16H215V15H213ZM82 17V16H81ZM83 17H84V15H83ZM93 17V16H92ZM94 17H95V15H94ZM158 17V16H157ZM168 18H169V16H167ZM177 17H178V14H177ZM185 17V16H184ZM184 17H181V18H184ZM208 17H210V16H208ZM91 18V17H90ZM108 18H110V17H108ZM144 18V17H143ZM145 18H146V16H145ZM159 18H161V17H159ZM170 18H173V17H170ZM175 18H176V16H175ZM179 18V17H178ZM177 18V19H178ZM180 18V19H181ZM189 18V17H188ZM70 19V18H69ZM87 19V18H86ZM101 19H102V17H101ZM154 19H156V18H154ZM163 19H165V18H162V19H160L161 21H163ZM174 19V18H173ZM177 19H175V20H177ZM210 19V18H209ZM22 20H26V21H29L28 22V24L24 27V25L22 26V28L25 30L26 29V31H24L23 29V31H18V25L20 24V22H22ZM74 20V18L72 19V21ZM81 20V19H80ZM88 20V19H87ZM92 20V19H91ZM102 20H105V19H102ZM147 20V19H146ZM149 20H150V18H149ZM149 20H148V23H149ZM156 20H158V19H156ZM155 20V21H156ZM170 20H172V19H170ZM185 20V19H184ZM183 20V21H184ZM188 20V19H187ZM25 21V22H26ZM50 21V22H49ZM75 21V20H74ZM106 21H107V19H106ZM154 21V22H155ZM160 21V22H161ZM167 21H168V19H167ZM174 21V20H173ZM182 21V22H183ZM46 22H49L50 24L49 25H52V26H48L49 28H47V26H46ZM66 22H67V24H66ZM78 22V21H77ZM99 22V21H98ZM101 22V21H100ZM104 22V21H103ZM138 22V23H137ZM143 20H142V24H143ZM165 22V21H164ZM186 22V21H185ZM69 23H71V22H69ZM81 23H82V21H81ZM145 23V22H144ZM147 23V24H148ZM173 23V22H172ZM190 23V22H189ZM202 23V22H201ZM24 24V23H23ZM48 24V23H47ZM83 24V23H82ZM105 24V23H104ZM110 24V23H109ZM146 24V25H147ZM152 24V23H151ZM161 23H159V25H160ZM180 24V23H179ZM178 24V25H179ZM44 25V26H43ZM66 25V26H65ZM68 25V26H67ZM88 25V24H87ZM99 25V24H98ZM97 25V26H98ZM107 25V24H106ZM111 25V24H110ZM141 25V24H140ZM140 25H139V27H140ZM162 25V24H161ZM46 26V27H45ZM73 26H75V25H73ZM96 26V28H98ZM117 26V27H118ZM141 26H144V25H141ZM183 26V27H182ZM6 27V28H5ZM27 27V28H26ZM42 27H44V28H46V29H42ZM63 27H66V28H64V29H62ZM102 27V26H101ZM105 27V26H104ZM111 28H112V25L110 26ZM115 27V26H114ZM113 27V28H114ZM137 27V28H136ZM177 27V26H176ZM204 27V26H203ZM82 28H83V26H82ZM141 28V27H140ZM65 30L64 31V35H65V37H64V35L62 34V37H59V38H57L56 36H58L57 34H55V37L56 38H52L51 39V36L53 35H51L50 36V39L49 40H47V39H45L46 38V36L44 37V39H42V38H39V37H41V35L39 36V34L41 33L42 34V31L44 30H46L45 32L47 33L49 30H50V32H53V31H56V32H54V33H57V31H59V30ZM84 29H85V27H84ZM106 29V28H105ZM108 29H109V26H108ZM107 29V30H108ZM150 29H151V27H150ZM48 30V31H47ZM52 30V31H51ZM96 30V29H95ZM100 30V29H99ZM110 30H113V29H110ZM138 30V29H137ZM140 30V29H139ZM145 30H146V28H145ZM18 31V32H17ZM79 31V30H78ZM87 31V30H86ZM98 31V30H97ZM105 31V30H104ZM116 31V30H115ZM114 31V32H115ZM147 31V30H146ZM145 31V32H146ZM150 31V30H149ZM153 31V30H152ZM165 31V30H164ZM174 31V30H173ZM176 31V30H175ZM49 32V33H50ZM62 32V31H61ZM66 32H68L69 33V35L70 36H72V37H70V36H68L67 34H65ZM83 32H85V31H83ZM101 32V31H100ZM157 32V31H156ZM194 32V33H193ZM2 33V34H3ZM44 33V32H43ZM81 33V32H80ZM92 33V32H91ZM155 33V32H154ZM154 33H152V34H154ZM177 33V34H178ZM45 34V33H44ZM51 34V33H50ZM49 34V35H50ZM150 34V33H149ZM178 34V35H179ZM67 35V36H66ZM76 35V34H75ZM82 35V34H81ZM141 35H142V33H141ZM148 35V34H147ZM78 36V35H77ZM83 36V35H82ZM93 36H95V35H92V37ZM97 36H98V34H97ZM101 36V35H100ZM149 36V35H148ZM157 36H158V34H157ZM2 37V36H1ZM139 37V36H138ZM241 37H242V39H241ZM37 38H39L38 40H37ZM80 38V40H81V36L79 37ZM137 38V37H136ZM135 38V39H136ZM69 39H70V41L72 42H70L69 41ZM85 39V38H84ZM134 39V40H135ZM139 39V38H138ZM169 39V38H168ZM42 40V41H41ZM44 40V41H43ZM78 40V39H77ZM83 40V39H82ZM90 40V39H89ZM88 40V41H89ZM94 40H95V38H94ZM97 40V41H98ZM159 40V39H158ZM172 40V39H171ZM175 40H176V38H175ZM33 41L36 43L35 45H34V43H33ZM41 41V42H40ZM79 41V40H78ZM137 41V40H136ZM144 41V40H143ZM29 42V43H28ZM74 42V43H75ZM138 42V41H137ZM137 42H135V41H133V45L132 46H134L135 44L137 45V46H139L138 44H137ZM147 42V41H146ZM151 42H152V40H151ZM162 42V41H161ZM79 43V42H78ZM93 43V42H92ZM95 43V42H94ZM154 43V42H153ZM83 44V43H82ZM157 44V43H156ZM160 44V43H159ZM170 44V43H169ZM42 45L45 47V49L44 50H46V49H50V50H48V51H50V56H51V59H40L39 57V59H36L35 58V60H37V61H35V62H28V63H24V61L25 60H28L29 58L30 59H33L34 58V56H35V54L36 53H38V52H40L41 51V48H42ZM135 45V49H133V50H135V51H133V52H136V50H138L137 48H141L142 49V46H143V44H141V46H139V47H137ZM152 45V44H151ZM177 45V44H176ZM73 46H75V47H73ZM92 46V45H91ZM97 46V45H96ZM99 46V45H98ZM166 46V45H165ZM168 46V45H167ZM171 46V45H170ZM41 47V48H40ZM89 47V46H88ZM144 47V46H143ZM158 47H159V45H158ZM176 47H178V46H176ZM197 47V48H196ZM147 48V47H146ZM146 48H143V50L144 49H146ZM150 48V47H149ZM148 48V49H149ZM156 48V47H155ZM155 48H153V49H155ZM179 48V47H178ZM179 48V49H180ZM195 48V49H194ZM219 48H221V49H223L222 51L223 52H225V53H223V55H222V52H221V49H220V51L219 52H221V55L220 56H218L217 57V54H219V53H217L216 55H215V58H216V60H215V62H214V64H213V62H212V60H214V59H210L211 58V56H212V53L213 52H215V50H217V49H219ZM80 49V48H79ZM84 49V48H83ZM98 49H99V47H98ZM147 49V50H148ZM152 49V48H151ZM166 49H168L167 47H166ZM176 49V48H175ZM180 49V50H181ZM40 50V51H39ZM90 50V49H89ZM97 50V49H96ZM143 50H141V52L143 53ZM177 50V49H176ZM200 50V51H201ZM43 51V50H42ZM81 51V50H80ZM99 51H100V49H99ZM150 51V50H149ZM47 52V51H46ZM75 52L77 53L76 55L77 56H75ZM84 52H85V50H84ZM90 52V51H89ZM95 52V51H94ZM93 52V53H94ZM154 52V51H153ZM156 52V51H155ZM172 52V51H171ZM192 52H193V54H192ZM201 52V53H202ZM217 52H218V50H217ZM245 52V53H244ZM86 53H88V52H86ZM101 53V52H100ZM120 53V54H121ZM131 53H132V51H131ZM131 53L129 54V56H131ZM151 53V52H150ZM173 53V52H172ZM175 53V52H174ZM173 53V54H174ZM216 53V52H215ZM96 54V53H95ZM103 54V53H102ZM106 54H109V53H106ZM110 54V55H111ZM119 54V55H120ZM136 54H138V56H140L141 55V53L139 52L138 53V51H137V53ZM197 54H198V52H197ZM83 55V54H82ZM104 55V54H103ZM112 55H111V57H112ZM133 55H134V53H133ZM143 55V54H142ZM211 55V56H210ZM97 56H99V55H97ZM96 56V57H97ZM109 55H107L106 57L107 58H109L108 57ZM122 56V57H123ZM135 56H137V55H134V58H135ZM136 57V59H134L133 61H135L136 60V63H138L137 61L139 60H141V57L139 58V57ZM144 56H145V53H144ZM171 56V55H170ZM209 56H210V58H209ZM214 56V55H213ZM245 56H247V57H249V58H247V60H245L246 58H245ZM33 57V58H32ZM105 57V58H106ZM116 57H114V58H116ZM119 57H121V55L119 56ZM132 57V56H131ZM172 58L174 57V56H171ZM190 57H188V58H190ZM42 58V57H41ZM81 58V57H80ZM87 58V57H86ZM104 58V59H105ZM113 58V57H112ZM133 58V57H132ZM131 58V59H132ZM139 58V59H138ZM150 58V57H149ZM170 58V57H169ZM196 58H198V57H195V59ZM213 58V57H212ZM245 58V59H244ZM79 59V58H78ZM84 59V58H83ZM96 59V58H95ZM111 58H109V60H110ZM117 59V58H116ZM122 59H126L127 60V62L129 63V59H130V57H127V58H122ZM130 59V60H131ZM195 59H192V60H195ZM209 59H210V61L212 62V64L210 63V61H209ZM108 60V61H109ZM111 60H114V59H111ZM110 60V61H111ZM120 60V59H119ZM176 60H174L175 62H176ZM185 60V59H184ZM77 61V62H76ZM95 61V60H94ZM107 61V60H106ZM149 61V60H148ZM173 61V60H172ZM188 61H189V59H188ZM187 61V62H188ZM197 61V60H196ZM82 62V61H81ZM91 62V61H90ZM116 62V61H115ZM182 62V61H181ZM186 62V61H185ZM192 62V61H191ZM190 62V63H191ZM198 62V61H197ZM200 62V61H199ZM198 62V63H199ZM96 63V62H95ZM99 63V62H98ZM101 63V62H100ZM110 63H112V62H110ZM114 63V62H113ZM116 63H118V62H116ZM128 63H126V64H128ZM135 63V62H134ZM134 63H132V64H134ZM167 63V62H166ZM84 64V63H83ZM90 64V63H89ZM92 64V63H91ZM108 64V63H107ZM139 64V63H138ZM152 64V63H151ZM165 64V63H164ZM179 64V63H178ZM102 65H103V63H102ZM106 65V64H105ZM117 65H119V64H117ZM142 65V64H141ZM179 65H181V64H179ZM178 65V66H179ZM183 65V64H182ZM181 65V66H182ZM91 66V65H90ZM93 66V65H92ZM98 66L100 67V65L98 64ZM108 66H110V65H108ZM112 66V65H111ZM134 66H136L135 64H134ZM144 67L145 66H147V65H143ZM209 66V67H208ZM84 67V66H83ZM86 67V66H85ZM96 66H94V68H95ZM102 67V66H101ZM144 67H142L141 66V68H143V69H145ZM186 67H187V65H186ZM188 67H190V66H188ZM197 67V66H196ZM209 69H208V68ZM211 67V68H210ZM104 67H102L101 69H103ZM107 68H109V67H107ZM115 68V66L112 68V69H114ZM136 68V67H135ZM138 68V67H137ZM140 68V69H141ZM181 68V67H180ZM191 68V67H190ZM62 69V70H61ZM83 69V68H82ZM81 69V70H82ZM90 69V68H89ZM98 69V68H97ZM109 69H111V68H109ZM111 69V70H112ZM126 69V68H125ZM18 70V71H17ZM64 70H66L65 72H66V75H69L68 77L65 75V72H64ZM84 70H85V68H84ZM104 70V69H103ZM139 70V69H138ZM142 70V69H141ZM147 70V69H146ZM149 70V69H148ZM228 70H230V72L231 73H229V71ZM64 73H63V72ZM88 71V70H87ZM93 71V70H92ZM94 71H95V69H94ZM93 71V72H94ZM97 71V70H96ZM101 71V70H100ZM108 71V70H107ZM107 71L105 70V72L107 73ZM114 71V70H113ZM126 71H127V69H126ZM158 71V70H157ZM160 71H161V69H160ZM165 71V70H164ZM163 71V72H164ZM188 71V70H187ZM192 71V70H191ZM226 71V72H225ZM80 72V71H79ZM82 72V71H81ZM86 72V71H85ZM85 72H82V74H80L81 76H85L84 75V73ZM89 72V71H88ZM91 72V71H90ZM99 72V71H98ZM105 72H104V74H105ZM109 72H110V70H109ZM135 72V71H134ZM140 72V71H139ZM143 72H144V70H143ZM162 72V73H163ZM166 73H167V71H165ZM206 72V73H207ZM229 74H231L230 76L232 77V82H233V84H230L231 83V81L230 80H228V77L226 76L228 73ZM75 73V72H74ZM74 73H71L72 75L74 74ZM100 73L101 72H99V74L97 73V75H100ZM128 73V72H127ZM194 73H195V70H194ZM197 73H198V70H197ZM201 73H199L200 75H201ZM203 73H202V75H203ZM206 73H204V74H206ZM226 74L225 76L227 77V80H228V82H227V80L224 82V75L223 74ZM67 77H65L64 75ZM89 74V73H88ZM109 74V73H108ZM120 74V72H118V77L119 78H121V76H123V75H119ZM132 74V73H131ZM137 74V73H136ZM161 74V73H160ZM169 74V73H168ZM228 74V75H229ZM40 75H41V77H40ZM76 75H77V72H76ZM125 76H126V74H124ZM162 75V74H161ZM163 75H164V73H163ZM167 75V74H166ZM191 75V74H190ZM193 75V74H192ZM196 75L197 74H195V77H196ZM39 76V77H38ZM78 76V75H77ZM87 76V75H86ZM90 76V75H89ZM104 76V75H103ZM102 76V73H101V75L99 76V78L100 77H102V78H100V81H101V83H104L103 81H104V77ZM106 80H107V82L105 83V84H103V85H108V86H110L109 84L110 83H108L109 81H108V75L106 74ZM117 76V75H116ZM134 76V75H133ZM138 76V75H137ZM206 76H208L207 74H206ZM205 76V77H206ZM208 76V77H209ZM219 76H221V77H219ZM38 77V78H37ZM64 77H65V80H64ZM72 77V76H71ZM70 77V78H71ZM76 77V76H75ZM80 77V76H79ZM115 77V76H114ZM127 77V76H126ZM158 77V76H157ZM193 77V76H192ZM201 79H202V81H201V79L199 80V81H201V82H199L200 84H198L197 86L199 87H201V84H202V86H203V83L205 82V81H203L204 79L205 80H207L206 78H204V77H202V76H199ZM84 78V77H83ZM83 78L81 79V80H83ZM92 78H93V76H92ZM104 78V79H103ZM130 78V77H129ZM160 78H164V77H160ZM171 78V77H170ZM204 78V79H203ZM223 78V79H222ZM77 79V78H76ZM115 79V78H114ZM117 79V78H116ZM127 79H128V77H127ZM126 79V80H127ZM142 79V78H141ZM172 79V78H171ZM177 79V78H176ZM175 79V80H176ZM193 79V78H192ZM195 79H197V78H195ZM210 79V77L208 78V80ZM213 79V80H214ZM68 80H70V79H68ZM73 80V79H72ZM87 80H89V79H87ZM109 80L111 81V79L109 78ZM122 80V79H121ZM135 80V79H134ZM158 80V79H157ZM165 80H166V78H165ZM170 80V79H169ZM198 80H196V81H198ZM210 80V81H211ZM77 81H79L78 79H77ZM84 81V80H83ZM119 81V80H118ZM123 81H125V79L123 80ZM123 81H121V82H123ZM160 81V80H159ZM161 81H164V79L163 80H161ZM168 81V80H167ZM167 81H165V82H167ZM178 81V80H177ZM195 81V82H196ZM218 81V82H217ZM230 81V82H229ZM93 82V81H92ZM91 82V83H92ZM129 82V81H128ZM170 82H171V80H170ZM174 82V81H173ZM194 82V83H195ZM207 82H209V81H207ZM82 83V82H81ZM88 83V82H87ZM114 83V82H113ZM132 83V82H131ZM130 83V84H131ZM137 83V82H136ZM135 83V84H136ZM142 83V82H141ZM158 83V82H157ZM169 83V82H168ZM168 83H165L166 85L168 84ZM174 83H176V82H174ZM197 83V82H196ZM195 83V84H196ZM213 83V84H214ZM64 84V83H63ZM78 84H79V82H78ZM86 84V83H85ZM119 84H120V82H119ZM119 84H117V85H119ZM125 84H126V82H125ZM124 84V85H125ZM155 84V83H154ZM164 83H161L160 85L162 86ZM165 84L163 85L164 87H165ZM171 84V83H170ZM261 84H263L262 85V87H261ZM76 85V84H75ZM74 85V86H75ZM121 85V84H120ZM119 85V86H120ZM123 85V84H122ZM123 85V87L125 88L126 87V85H128V84H126L125 86ZM160 85H158V86H160ZM193 85V84H192ZM219 85V84H218ZM217 85V86H218ZM232 85V86H231ZM234 85V86H235ZM85 86V85H84ZM106 87V88H110V87ZM158 86H155V89H156V87L158 88ZM170 88L172 87V85L170 86V85H168ZM168 86H166V90H167V87ZM173 86H175V85H173ZM234 86H233V88H234ZM235 86V87H236ZM64 87V86H63ZM103 87V86H102ZM122 87V86H121ZM197 87V88H198ZM200 87H199V89H200ZM216 87V88H215ZM72 88V90H73V87H71ZM86 88V87H85ZM91 88V87H90ZM113 88V87H112ZM169 88V89H170ZM174 88V87H173ZM204 88H206V87H204ZM221 88V89H220ZM242 88V89H241ZM244 88V89H243ZM146 89V88H145ZM153 89V88H152ZM155 89H154V91H155ZM160 89V88H159ZM180 89V88H179ZM181 89H182V87H181ZM191 89H193V88H191ZM190 89V90H191ZM196 89V88H195ZM207 89V88H206ZM227 89L229 90V91H227ZM88 90V89H87ZM91 90V89H90ZM109 90V89H108ZM157 90V89H156ZM185 90V89H184ZM194 90V89H193ZM205 90V89H204ZM204 90H201V91H204ZM238 90V89H237ZM71 91V90H70ZM143 92H144V90H142ZM148 91V90H147ZM161 91H163L162 89H161ZM160 90H158V92L160 93L161 92ZM165 91V90H164ZM179 91V90H178ZM208 91V90H207ZM209 91V92H210ZM244 91H242V92H244ZM74 92V91H73ZM92 92V91H91ZM153 92V91H152ZM172 93H173V91H171ZM182 92V90L180 91V93ZM185 92H187V91H185ZM184 92V93H185ZM197 92V91H196ZM198 92H200V91H198ZM209 92H207V94L209 93ZM220 92H222V91H220ZM237 92H239L240 93V91L238 90ZM241 92V93H242ZM66 93H67V91H66ZM76 93V92H75ZM107 93V92H106ZM153 93H155V92H153ZM158 93V95H156L157 97L158 96H161L160 94ZM162 93V92H161ZM166 93H168L169 94V92H165V95H166ZM171 93V94H172ZM180 93H178L179 95H180ZM188 93V92H187ZM200 93H202V92H200ZM205 93V92H204ZM203 93V94H204ZM233 93V92H232ZM235 93V92H234ZM48 95V98L46 97V99H44V98H42L43 96H45V95ZM147 94H149L148 92H147ZM156 94V93H155ZM163 94V93H162ZM174 94V93H173ZM183 94V93H182ZM212 94V93H211ZM210 94V95H211ZM238 94V93H237ZM243 94V93H242ZM68 95V94H67ZM107 95L108 94H106L104 97H106L107 98V101L109 100L108 99V97H107ZM110 95V94H109ZM146 95V94H145ZM152 95V94H151ZM209 95V94H208ZM207 95V96H208ZM221 95V96H220ZM12 96V97H11ZM13 96H14V99H12L13 98ZM73 96H75L76 97V95H73ZM82 96V95H81ZM111 96H112V94H111ZM111 96H109V97H111ZM119 96V95H118ZM138 96V95H137ZM155 96V97H156ZM175 96V95H174ZM185 96V95H184ZM187 96V95H186ZM203 96V95H202ZM240 96V95H239ZM244 97H245V94L243 95ZM50 97V98H49ZM75 97H74V99H75ZM103 97V96H102ZM102 97H101V99H102ZM116 96H114L113 97V99L115 98ZM146 97V96H145ZM144 97V98H145ZM162 97V96H161ZM166 97L168 98L169 97V95L167 96L166 95ZM165 97V98H166ZM191 97H193V95L191 96ZM234 97H235V95H234ZM237 97V96H236ZM11 98V99H10ZM42 98V99H41ZM80 97L78 96V99H79ZM121 98V97H120ZM119 98V99H120ZM123 98V97H122ZM164 98V99H165ZM173 98V97H172ZM180 98H181V96H180ZM185 98H187V97H185ZM184 98V99H185ZM197 98V97H196ZM40 99L41 100H43V102L42 103H38V100H39V102H41L40 101ZM82 99V98H81ZM110 99H112V98H110ZM119 99H117V101H116V99H114L115 101H113L112 102V104L114 103L117 107L119 106V108H124L123 107V105L125 106V104H123V103H125V101L127 102L128 100H122V101H120ZM140 99V98H139ZM147 99H149V98H147ZM158 99H159V97H158ZM157 99V100H158ZM163 99V100H164ZM172 100L171 99V96L168 98V100ZM184 99H183V101H184ZM194 99V98H193ZM203 99H204V97H203ZM226 99H231L232 101L231 102H229V100H228V102H227V100ZM240 99H241V97H240ZM244 99V98H243ZM80 100V99H79ZM86 100V99H85ZM90 100V99H89ZM102 100H104V98L102 99ZM102 100H100V101H102ZM160 100H161V98H160ZM167 100V99H166ZM238 100V99H237ZM78 101V100H77ZM82 101V100H81ZM80 101V102H81ZM106 101V100H105ZM124 101V102H123ZM142 101H144V100H142ZM162 101V100H161ZM165 101V100H164ZM182 101V102H183ZM188 101V100H187ZM191 101V100H190ZM195 99L192 101V103L194 102V104H195ZM234 101V102H233ZM79 102V104H81ZM84 102H86V101H84ZM88 102V101H87ZM86 102V103H87ZM121 102H123V103H121ZM129 102V101H128ZM131 102V101H130ZM130 102H129V104H130ZM148 102V101H147ZM204 101H200V104L201 103H203ZM206 102H207V100H206ZM215 102H216V105H215ZM227 102V103H226ZM71 103V102H70ZM78 103V102H77ZM83 103V102H82ZM92 103V102H91ZM100 103V102H99ZM137 103V102H136ZM141 103H143V102H141ZM167 103V102H166ZM166 103H164L165 105L164 106H166L167 107V105H166ZM190 102H186V104L188 105ZM191 103V104H192ZM217 103H219V104H217ZM228 103H230V104H228ZM237 103V104H236ZM247 103V105L245 106L244 104H246ZM17 104V105H16ZM89 104V103H88ZM87 104V105H88ZM101 106L99 107V108H101V114L103 115V116H105V117H107L108 115H111V113L112 112H110L111 110H112V108H111V110L109 111L107 108H106V105L107 104H109V102H107V104H106V102H105V104H104V101H102L101 103ZM111 104V103H110ZM109 104V105H110ZM127 104V103H126ZM129 104H128V106H129ZM131 104H133V103H131ZM138 104V103H137ZM145 104V103H144ZM160 104V103H159ZM162 104H163V101H162ZM168 104V103H167ZM183 104V103H182ZM193 104V105H194ZM226 104H228V105H226ZM231 104V105H232ZM115 105H113V108H114V106ZM140 105V104H139ZM145 105H148V106H150L151 104H145ZM186 105V106H187ZM192 105V106H193ZM198 104H197V102H196V106H197ZM202 105V104H201ZM200 105V106H201ZM237 105V106H238ZM17 106H19L20 108H16ZM80 106V105H79ZM112 106V105H111ZM111 106H109V108L111 107ZM115 106V107H116ZM142 106V105H141ZM152 106V105H151ZM183 106V105H182ZM204 106H202V109L204 110ZM219 106V107H218ZM232 106H234V105H232ZM231 106V108H233ZM237 106H235V107H237ZM87 107V106H86ZM116 107V108H117ZM126 107V106H125ZM129 107H131V106H129ZM135 106H132V108H134ZM144 107V106H143ZM188 107V106H187ZM191 107V106H190ZM195 107V106H194ZM198 107H199V105L196 107V110L198 109ZM211 107L214 109L215 107L217 108H219L218 110H216V108L214 109V110H216V111H214L213 109H211ZM242 107H243V109H245V110H243L242 109ZM247 107V108H246ZM89 108V107H88ZM121 108V109H122ZM128 107H126V108H124V110L125 109H127ZM145 108V107H144ZM150 109H151V107H149ZM181 108V107H180ZM18 109V110H17ZM85 109V108H84ZM115 109V108H114ZM118 109V108H117ZM117 109H115L116 110V112H114V114L115 113H117ZM120 109V110H121ZM130 109V111L129 112H131L132 111V109L131 108H129ZM136 109H140L139 107L138 108H136ZM136 109H135V111H134V113L133 112H131L132 114H137V113H135L136 112ZM146 109V108H145ZM149 109V110H150ZM155 109V108H154ZM200 109V108H199ZM198 109V110H199ZM81 110H82V108H81ZM115 110H113V111H115ZM123 110V111H124ZM128 110V109H127ZM140 110H142V109H140ZM147 110V109H146ZM177 110V109H176ZM188 110H190V109H188ZM195 110V111H196ZM213 110V111H212ZM118 111H119V109H118ZM150 111H153V109L152 110H150ZM169 111V110H168ZM174 111V110H173ZM79 112H80V110H79ZM120 112V111H119ZM125 112H127V111H125ZM128 112V113H129ZM143 113H144V111H142ZM197 112V111H196ZM200 112V111H199ZM67 113H69V114H67ZM85 113V112H84ZM87 113V112H86ZM122 113V112H121ZM124 113V112H123ZM131 113H129V115L131 114ZM139 113V112H138ZM143 113H141L140 112V114H143ZM147 113H150L151 114V112H148V110H147ZM155 112H153L152 114H154ZM171 113V112H170ZM175 112H173V114L172 115H176V113L174 114ZM200 113H202V111L200 112ZM200 113H198L197 115H199ZM208 113V114H209ZM80 114V113H79ZM118 114V113H117ZM158 114V113H157ZM169 114V113H168ZM178 115H179V113H177ZM217 114V115H218ZM19 115V116H20ZM81 115V114H80ZM84 115H86V114H84ZM102 115H101V118H102ZM113 115V114H112ZM111 115V116H112ZM123 115H125V114H123ZM127 115V114H126ZM144 115H145V113H144ZM144 115H143V117H144ZM196 115V116H197ZM17 116V117H16ZM88 116V115H87ZM111 116H110V118H111ZM114 116V115H113ZM112 116V117H113ZM156 116V115H155ZM166 116L168 117V115L166 114ZM201 116V115H200ZM16 117V118H15ZM54 117H53V119H54ZM86 117V116H85ZM115 117H117V116H115ZM136 117V116H135ZM148 117V116H147ZM152 117V116H151ZM169 117H170V114H169ZM175 116H173L172 118H174ZM195 117V116H194ZM263 117V118H262ZM56 118H55V120H56ZM79 118H80V116H79ZM109 118V117H108ZM129 118H131V117H129ZM134 118V117H133ZM146 118V117H145ZM171 118V119H172ZM6 119H7V121H10V122H12V123H8L7 122V124H6ZM18 119H20V117L19 118H17L16 120H18ZM75 119V118H74ZM73 119V120H74ZM102 119H105V118H102ZM113 119V118H112ZM135 119V118H134ZM153 119V118H152ZM170 120V121H172L170 118H167V120ZM209 121H208V120ZM261 119V120H260ZM21 120V119H20ZM20 120H19V122H20ZM24 120V119H23ZM22 120V121H23ZM51 120V119H50ZM64 120H65V122H64ZM71 120V119H70ZM79 120V119H78ZM117 120V119H116ZM119 120H120V118H119ZM149 120H151V119H149ZM175 121H176V119H174ZM173 120V121H174ZM203 121H204V119H202ZM239 120V121H238ZM79 121H81V120H79ZM84 121V120H83ZM103 121V120H102ZM106 121V120H105ZM111 121V120H110ZM110 121L108 120V122L110 123ZM121 121V120H120ZM119 121V122H120ZM133 121V120H132ZM144 121H145V119H144ZM164 121H166V120H164ZM172 121V122H173ZM196 121H198V120H196ZM201 121V120H200ZM40 122V123H39ZM48 122V121H47ZM71 123H72V121H70ZM69 122V124H71ZM107 122V121H106ZM112 122V121H111ZM115 122V123H114ZM113 122V124H115L114 125V128H115V126H116V121H114ZM127 122V121H126ZM210 122V123H209ZM18 123V122H17ZM49 123V122H48ZM75 123V122H74ZM80 123V122H79ZM122 123H123V121H122ZM135 123V122H134ZM136 123H137V121H136ZM164 123H166V122H164ZM201 123H199L200 125H201ZM211 123H212V125H211ZM264 123V122H263ZM263 123H261V125L263 124ZM8 124L10 125V126H8ZM19 124V123H18ZM21 124H23V123H20L19 125H21ZM52 124H53V122H52ZM105 124V123H104ZM113 124H109L110 125V127H112V128H107V127H105V128H107V130L108 129H112V131H113V126H111V125H113ZM123 124H125V123H123ZM139 124H141L140 122H139ZM149 124V123H148ZM214 124V125H213ZM217 124V125H216ZM234 124V123H233ZM253 126H252V125ZM62 125V124H61ZM73 125V124H72ZM119 125V124H118ZM126 125V124H125ZM162 124H160V126H161ZM165 124H163V126H164ZM198 125V124H197ZM218 125H219V127H218ZM231 125V124H230ZM242 125V124H241ZM241 125H239L238 127L239 128H241L242 126ZM249 125L247 126V127H249ZM256 125V126H255ZM260 125V126H261ZM63 126H65V125H63ZM70 126V125H69ZM107 126H108V123H107ZM122 126V125H121ZM134 126V125H133ZM169 126V125H168ZM168 126H167V128H168ZM210 126V127H209ZM226 126V127H227ZM232 126V125H231ZM252 126V127H251ZM45 127V126H44ZM85 127V126H84ZM144 127V126H143ZM192 127V126H191ZM196 127V126H195ZM201 128V126H198V128ZM221 127V128H220ZM237 127V126H236ZM235 127V128H236ZM25 128H26V126H25ZM63 129H65L66 128V132H65V135L62 133V135H60L57 139H54V143L51 141V143H50V146L52 145V146H54L56 149L58 148V147H60V148H62V147H65V148H67V149H69V148H75L76 149V147H78L77 149H79V148H81L80 146L82 145L81 143H83V141L82 142H80L81 140L78 138V140H76V138H74L73 140L74 141H69L70 139H66V133H67V130H68V127L66 126L65 128L64 127H62ZM69 128H72V126H70ZM103 127H101V129H102ZM126 128V127H125ZM135 128V130H136V127H134ZM147 128V126H145V128H139V129H141L140 131H142L143 129H145V131L146 130H148V129H146ZM159 128H161V127H159ZM167 128H165V129H167ZM198 128H197V130H198ZM246 128V127H245ZM252 128V129H251ZM27 129V128H26ZM25 129V130H26ZM58 129V128H57ZM63 129H61V130H63ZM78 129H82V127L81 128H79L78 127ZM116 129H117V126H116ZM116 129H114L115 131H116V133H113V132H110V131H108V133L109 134H107V135H111L112 133V135L110 136V137H112V139L110 138V140L112 141V143L111 144H113V146L116 148V149H121V150H123V151H126L125 153H124V155L125 154H127L126 156H127V159H124V164L126 165V161H127V163L128 162H130L128 159V157H132L133 158V152L132 151H130V148L132 147V143H131V140H133L134 138L132 137L131 138V136H129L130 138H128V136L127 137H123V135H124V132H123V135L122 134H120L119 132H118V134L119 135H117V130ZM121 129V128H120ZM137 129H138V127H137ZM149 129H150V127H149ZM187 129V128H186ZM208 129V130H207ZM220 129V130H219ZM224 129V130H223ZM228 129L230 130V128L228 127ZM236 129V130H237ZM260 129V128H259ZM262 129V128H261ZM60 130V131H61ZM83 130L85 131L86 129H84L83 128ZM83 130H79V131H83ZM164 130V129H163ZM190 130V129H189ZM200 130V129H199ZM210 130V131H209ZM253 130H256L255 132H253ZM29 133H32L30 130H27ZM38 131V130H37ZM44 131V130H43ZM42 131V132H43ZM63 131H65V130H63ZM71 131V130H70ZM79 131H78V133H79ZM83 131V132H84ZM102 131V130H101ZM114 131V132H115ZM119 131H121V130H119ZM124 131V130H123ZM127 131V130H126ZM138 132V131H136V133H138L140 136H142V135H144V136H142V137H140L139 135H138V139H137V141H139V137H140V141H141V138L142 139H144V137L147 135V133L149 132V131H151V130H149L147 133L144 131V132ZM159 131H161V129L159 130ZM188 131V130H187ZM195 132H196V130H194ZM193 130H192V132H193V135L195 134V135H197L196 137H200V138H196L195 137V135H194V137L198 140H196V139H194V137H192V139L190 140H188L189 142H192V140H193V142L192 143H190L189 145H187V146H189V148H190V150L193 152H189L190 154H196L195 156H198V152H200V154H201V152H205L204 150L202 151V147H203V145H206V143L205 144H203L201 141H202V139H201V137L203 138V140H204V138H205V136H201V135H198V134H201L202 132H205V131H202V128H201V133L198 131V134H196L195 132H194ZM221 131H222V133H221ZM228 131V130H227ZM259 131H261V130H259ZM263 131H264V129H263ZM28 132H25V134L27 133L28 134ZM44 132H47V131H44ZM73 132V131H72ZM90 132V131H89ZM107 132V131H106ZM122 132V131H121ZM127 132H129V131H127ZM166 132V131H165ZM170 132V131H169ZM192 132H189L188 133V135L190 134V133H192ZM38 133V132H37ZM37 133L36 134H34V133H32L31 135H35V136H33V138L34 137H36V135H37ZM52 133V132H51ZM69 133V132H68ZM71 133V132H70ZM76 133V132H75ZM82 133V132H81ZM111 133V134H110ZM126 133V132H125ZM131 133V132H130ZM144 133H146V135L144 134ZM150 133V132H149ZM187 133V132H186ZM228 133H229V131H228ZM255 133V134H254ZM3 134V133H2ZM58 134V133H57ZM59 134H61V133H59ZM72 134V133H71ZM71 134H69V135H71ZM89 134V133H88ZM105 134V133H104ZM203 134H205V133H202V135ZM212 134V133H211ZM231 134V133H230ZM22 135V134H21ZM23 135H24V133H23ZM68 135V134H67ZM79 135V134H78ZM84 135V134H83ZM86 135V134H85ZM122 137H121V136ZM126 135H130V134H125V136ZM160 135V134H159ZM162 135V134H161ZM170 135V134H169ZM188 135H186V136H188ZM206 135V136H207ZM210 135V134H209ZM217 135V134H216ZM234 135H236V132L234 133ZM232 136V138H234V137H236V136ZM4 136V135H3ZM9 136V135H8ZM17 136H19V135H17ZM38 136V135H37ZM43 136V135H42ZM51 136V135H50ZM75 136V135H74ZM102 136V135H101ZM148 136V135H147ZM166 136V135H165ZM190 136V135H189ZM192 136V135H191ZM212 136V135H211ZM218 136V135H217ZM231 136V135H230ZM229 136V137H230ZM258 136V135H257ZM260 136V135H259ZM12 137V136H11ZM10 137V138H11ZM21 138H22V136H20ZM27 137H31L29 134L28 135H24V137H23V140H25V139H28ZM40 137H41V134H40ZM65 137V138H64ZM69 137V136H68ZM71 137V136H70ZM103 137V136H102ZM101 137V138H102ZM135 137H137V135L135 136ZM213 137H214V134H213ZM216 137V136H215ZM219 137V136H218ZM245 137V138H244ZM10 138H7V139H9L10 140ZM25 138V139H24ZM33 138H31V139H33ZM42 138L43 137H41V141H43L42 140ZM46 138V137H45ZM44 138V139H45ZM107 138V137H106ZM168 138V137H167ZM211 138V137H210ZM209 138V139H210ZM222 137H220V139H218V140H222V144L221 143H219L218 144V146H215V150H216V152H214V149L212 148V147H210L209 149L206 147V146H204V148H206L205 150H207V151H210L211 153H208V154H212V159H210L211 161H213V159H214V157H216V155L218 154L220 157H218V155H217V157L216 158H219L218 160L219 161H217L216 159H214V162H211L210 160V162L208 163L209 164V166H208V164H205V168L204 169H202L201 170V172L203 171L204 172V170H205V172L203 173L202 172V179H203V174H205L206 173V171H207V174L208 175H210V176H204L205 178L207 177V181H209V183L208 182H206V179H205V189L208 187H210L209 189H211V192L212 191H214V189H212L213 187H211V184H213L214 183V185H215V183L216 184H218V182L220 183V184H222L223 185V187H224V185H225V188H223L220 184V188L222 187V189L225 191V192H227V189L226 188H228L229 189V187L231 186V185H233V187L231 186V188H230V190L228 191V193L230 192L231 194H232V191L234 192V194H233V198H235V197H237L238 196V199L236 198V200L234 199V201L235 202H237L236 204H233V201L231 202V204H229L230 205V207H227V209H226V207H225V210L227 211L226 213H220V215L221 214H223L222 216H221V219H225L226 221L227 220H230L231 219V216H230V210L233 212V214L235 215V217L234 218H237V220H238V222H241L242 221V216L244 217L245 215L244 214H246V217L247 216H249L250 217V215H248L247 214V212H249V210L251 211L250 213H252V212H254V210H253V208L255 209V211H256V213L257 212H263L264 211V193H263V195H261V187L259 186V183L258 182H256V177H259V176H264V163L262 164V165H258L259 167H256V170H258V169H260V167H263V168H261L260 169V171H255L254 169L255 168H250V166H251V164L252 163H249V165L246 163V162H243V163H245V166H246V168L249 166V168L250 169H246L245 167H244V165L243 164H240V163H242L241 162V160H239V157L240 158H242L244 155L242 154L241 156H239L238 157V161H240L239 162V164L238 165H240V166H237V164H235L234 163V165H236L237 167H241L242 168V166H243V171H241V169H239V171H237L238 169H237V167H236V171H234L233 169H231L232 168V163L234 162H232L231 160H234V158H235V161L238 163V161L236 160V157H234L236 154H238V152H235L236 154L233 156L232 154H231V148H229V143L228 142H226L227 141V139L228 138H226V140L225 139H221ZM231 138V139H232ZM257 138V137H256ZM12 139V138H11ZM67 141H66V140ZM84 139V138H83ZM109 139V138H108ZM206 139V138H205ZM239 139V138H238ZM245 139H246V143H245ZM8 140V141H9ZM19 140V139H18ZM29 141H31L30 140V138L28 139ZM49 140H51V139H49ZM72 140V139H71ZM102 139H100V141H101ZM144 140H146V139H144ZM150 140V139H149ZM201 140V141H200ZM217 140V141H218ZM21 141V140H20ZM26 141V140H25ZM32 141H35L34 139L32 140ZM38 141H39V138H38ZM100 141H99V143H100ZM135 141V140H134ZM136 141V142H137ZM143 141V140H142ZM186 141H187V139H186ZM211 141H214V140H211ZM253 141H252V143H253ZM10 142H11V140H10ZM13 142V141H12ZM11 142V143H12ZM45 142V141H44ZM44 142H42V143H44ZM102 142V141H101ZM188 142V143H189ZM199 142V143H198ZM219 142V141H218ZM224 142V143H223ZM226 142V143H225ZM258 142H259V140L257 139V144H256V146L258 145ZM29 143V142H28ZM98 143V142H97ZM103 143V142H102ZM137 143H139V142H137ZM145 143V142H144ZM144 143H141V144H144ZM147 143H148V140H147ZM200 143H202V144H200ZM261 143V142H260ZM13 144V143H12ZM15 144V143H14ZM17 144V143H16ZM21 144V143H20ZM96 144V143H95ZM104 144H106V143H104ZM134 144V143H133ZM136 144V143H135ZM134 144V145H135ZM6 145V144H5ZM28 145V144H27ZM32 145V144H31ZM110 145V144H109ZM137 145V144H136ZM147 145V144H146ZM145 145V146H146ZM200 145V146H199ZM251 145L252 144H250V147H251ZM1 146V145H0ZM21 146V145H20ZM51 146V147H52ZM100 146V145H99ZM185 146V145H184ZM187 146H186V148H187ZM198 146L200 147V148H198ZM253 146V145H252ZM2 147V146H1ZM25 147V146H24ZM24 147H22V149L21 150H23L24 149ZM50 147V148H51ZM54 147H52V151H55V149H54ZM82 147H83V145H82ZM128 147V148H127ZM134 147V146H133ZM183 147V146H182ZM249 147V146H248ZM27 148H29V147H27L26 146V149ZM48 148H49V146H48ZM49 148V149H50ZM148 148V147H147ZM185 148V147H184ZM183 148V149H184ZM198 150H196V149ZM203 148V149H204ZM76 149V150H77ZM83 149V148H82ZM180 149H182V148H180ZM200 149H201V151H200ZM248 149V148H247ZM28 150V149H27ZM44 149H42V151H43ZM75 150V151H76ZM84 150H85V148H84ZM185 150V149H184ZM189 150V149H188ZM196 150V151H195ZM47 151V150H46ZM117 151V150H116ZM119 151V150H118ZM141 151H143L142 149H141ZM174 150H172L171 152H173ZM178 151H179V149H178ZM177 151V152H178ZM40 152H41V150H40ZM39 152V153H40ZM60 152V151H59ZM78 152V151H77ZM130 152H132V154H130ZM176 152V153H177ZM185 152V151H184ZM186 153V155L185 156H187V155H189V153ZM197 152V153H196ZM212 152H214V153H212ZM240 152V151H239ZM3 153V152H2ZM53 153V152H52ZM69 153V152H68ZM86 153V152H85ZM119 153V152H118ZM123 153V152H122ZM129 153V154H128ZM135 153V152H134ZM169 153V152H168ZM174 153V152H173ZM206 153V155H204L203 153V155H204V157L206 156V157H208L207 156V152H205ZM241 153V152H240ZM239 153V154H240ZM114 154V153H113ZM170 154V153H169ZM179 154L180 155H182L181 154V152H179ZM214 154H215V156H214ZM1 155V154H0ZM15 155V154H14ZM24 155H25V153H24ZM69 155V154H68ZM86 155H87V153H86ZM136 155V154H135ZM134 155V156H135ZM231 155H232V157H231ZM12 156V155H11ZM125 156V157H126ZM167 156V155H166ZM170 156V155H169ZM173 156V155H172ZM175 156H177V158H178V156L179 155H175ZM183 156V155H182ZM181 156V157H182ZM200 156H202V155H200ZM7 157V156H6ZM117 157V156H116ZM124 157V158H125ZM192 157H194V156H191V158ZM204 157H202V158H204ZM211 157V156H210ZM234 157V158H233ZM27 158V157H26ZM30 158V157H29ZM118 158H120V157H118ZM117 158V159H118ZM122 158V157H121ZM132 158L130 159L131 161H132ZM175 158L176 157H174V160H175ZM198 158H200L199 156H198ZM232 158V159H231ZM105 159H106V157H104V163H106L105 162ZM109 159V158H108ZM170 160H171V157L169 158ZM168 159V160H169ZM184 159V158H183ZM190 159V158H189ZM188 159V160H189ZM229 159V161L231 162V164H226V162H229V161H226V160H228ZM231 159V160H230ZM243 159V158H242ZM248 160H249V158H247ZM3 160V159H2ZM5 160V159H4ZM14 160V159H13ZM110 160V159H109ZM113 160H114V158H113ZM116 160V159H115ZM118 160H120V159H118ZM126 160V161H125ZM135 160V159H134ZM173 160V161H174ZM197 160V159H196ZM195 160V161H196ZM203 160V159H202ZM205 160H206V158H205ZM215 160L217 161V162H215ZM244 160V159H243ZM1 161V160H0ZM73 161V160H72ZM101 161V160H100ZM172 161V160H171ZM175 161H178L177 159L175 160ZM180 161V160H179ZM183 161V160H182ZM185 161H186V158H185ZM193 161V160H192ZM192 161H188L189 162V164L191 163L192 165L194 164V162L192 163ZM1 162H3V161H1ZM5 162H7V161H5ZM31 162V161H30ZM70 163H71V161H69ZM77 162V161H76ZM103 162V161H102ZM109 162V161H108ZM119 162V161H118ZM198 163H200L199 161H197ZM208 161L206 160V163H207ZM229 162V163H230ZM36 163V162H35ZM67 163V162H66ZM73 163V162H72ZM75 163V162H74ZM134 163V162H133ZM178 163V162H177ZM186 163H187V161H186ZM201 163H205V161L204 162H201ZM200 163V164H201ZM210 163H212V165L210 164ZM215 163V164H214ZM219 165H218V164ZM4 164H6L7 165V163H4ZM18 164V163H17ZM61 164H63V162L61 163ZM60 164V165H61ZM103 164V163H102ZM115 164H117V162H115ZM120 164V163H119ZM122 164V163H121ZM129 164H131V163H128L126 166H127V168L129 169L130 167H129ZM175 163H173V165H174ZM183 164H185L184 162H183ZM199 164V165H200ZM217 164V166H215ZM220 164L221 165H224L225 166V169L227 168L226 166H228V167H231L230 169L228 168V169H226V170H224V172H222V173H217V170L218 171H220V169H222L221 171H223V169H224V167L222 168V167H220ZM247 164V165H246ZM10 165V164H9ZM16 165V164H15ZM31 165H33V164H31ZM36 165V164H35ZM67 165V164H66ZM72 165H74V164H71V166ZM110 164H108V166H109ZM124 165V166H125ZM133 165H135V163L133 164ZM132 165V166H133ZM181 165H182V163H181ZM195 165H197V164H195ZM201 165H203V164H201ZM206 165H207V167H206ZM230 165H232V166H230ZM18 166H20V165H18ZM17 166V167H18ZM39 166V165H38ZM77 166V165H76ZM107 166V167H108ZM117 166V165H116ZM189 167V165H188V163L186 164V168L188 169V167ZM212 166H215V167H218V169L216 168V169H214V171H213V168H215V167H212ZM253 166V165H252ZM257 166V165H256ZM13 167V166H12ZM23 167V166H22ZM42 167V166H41ZM67 167V166H66ZM74 167V166H73ZM176 167H178L177 165H176ZM197 167H198V165H197ZM197 167H193V168H195L194 170H196V168ZM209 167H210V170H211V167H212V176H211V172L209 171ZM235 167H233V168H235ZM255 167V166H254ZM8 168V167H7ZM11 168V167H10ZM37 168V167H36ZM68 168V167H67ZM192 168V167H191ZM12 169V168H11ZM18 169V168H17ZM20 169H21V167H20ZM27 169V168H26ZM38 169H40V168H38ZM74 169V168H73ZM77 169V168H76ZM117 169H118V167H117ZM116 169V170H117ZM126 169V168H125ZM124 169V170H125ZM131 169H133V170H136L135 168H131ZM178 169H179V167H178ZM7 170V169H6ZM35 170V169H34ZM57 170V169H56ZM63 170V169H62ZM65 170V169H64ZM68 170V169H67ZM120 171H117L118 173L117 174H119L120 172H121V174L120 175H118V177L116 178L119 182H120V184L118 183V185H120V186H118V187H121V189L124 191H121L120 190V193L118 192L119 191V188L118 187H116V188H118V191L116 190V192H118L119 194H121V193H123V195H125L124 197H126V199L123 197V199H125V200H128V204L130 203L129 202V199H130V197L132 196V195H138L139 193H144V191H145V189L147 190L145 193H144V197L146 196V194H147V196L145 197L148 201H149V203H150V205H151V203H154V204H159L158 205V207L157 206H151V208L154 210V208H155V211H154V213H155V215H157V212L159 211V212H161V213H163V214H161V213H159L157 216H159V217H156V220L155 221H153V222H155L156 224H157V227H158V230L160 231V234L164 237V238H166V237H168V233H166V232H169V231H166L167 229L165 228V226H164V224L167 222L168 223V220H170L169 219V216L171 215V209L172 208H175V207H172V208H170V207H168V205L166 204V202L167 203H169L168 202V200L166 201V202H164L165 201V199L168 197L166 194V198L164 197V196H162V195H164V194H162L161 192L164 190H162L161 192H160V189L158 188V184H156L155 182H149V184L148 185H145V186H147V187H145L143 184H145L144 182H143V184H141V182L143 181V179H142V181H140V183L139 182H136V180L138 181V179H137V176H136V178H134V179H136L135 181H134V179H131V177L129 176V179H128V176H126L125 175V173L123 174V172H122V169H119ZM123 170V171H124ZM190 170V168L188 169V170H186V171H188L187 172V174L190 172L189 171ZM193 170V171H194ZM199 170H200V166H199ZM215 170H216V172H215ZM232 170L234 171L233 173H231L232 172ZM1 171V170H0ZM18 171H19V169H18ZM32 171V170H31ZM40 171V170H39ZM39 171H37V173L40 175V173H39ZM59 171V170H58ZM61 171V170H60ZM73 171V170H72ZM98 171V170H97ZM126 171H127V169H126ZM129 171V170H128ZM177 171V170H176ZM220 171V172H221ZM10 172V171H9ZM16 172V171H15ZM53 172H55V171H53ZM68 172V171H67ZM67 172H65V173H67ZM99 172V171H98ZM138 171H136V173H137ZM184 172H185V170H184ZM197 172V171H196ZM195 172V173H196ZM215 172V173H214ZM1 173V172H0ZM6 173V172H5ZM29 173H30V171H29ZM33 173V172H32ZM36 173V174H37ZM56 173V172H55ZM63 173V172H62ZM79 173V172H78ZM83 173H85V172H83ZM95 173V172H94ZM135 173V172H134ZM133 173V174H134ZM135 173V174H136ZM177 173V172H176ZM210 173V174H209ZM2 174V173H1ZM1 174H0V179L1 180H3V178H1V177H4L3 176V174H2V176H1ZM34 175V176H29V174H28V176H18L17 177V174L15 173V175H16V178H17V180H18V183H17V186H15V188L18 190V193H16V194H21V196H23V199L25 198V200L26 201H24L23 203H21V204H23V206H24V208H25V210H29L30 209V212H31V210H32V208H33V205L35 206L36 205V203H35V201H34V203H33V199H30V196H32L33 194L30 192V194H27L26 196H28V195H30L29 197H27L26 198V196H24V194L25 193H28L27 192V190L25 191V189H26V187H25V185H24V183L25 182H28V183H30V185H29V187H31L29 190H32V192H33V190L35 189H39V191L41 190L43 193H41L42 194V200H43V206L45 207V210H46V214H47V218H46V220L45 221H43V219H42V221L43 222H45L46 224V226L47 227H49V226H58L57 228L59 229V227L62 225H60V223H61V221H62V216L66 213V211L64 210V209H62L63 207H62V203L65 201L66 202V200H64V201H62L63 199H61V197H59V192L60 191H58L57 190V186H56V188H53V190L51 189L50 190V186L52 185V183L54 182V179H53V177L50 175H47V176H45V174L43 173L42 175L43 176H39V175ZM50 174V173H49ZM86 174V173H85ZM95 174H97V172L95 173ZM110 174V173H109ZM116 174V175H117ZM125 175L124 177H121V175ZM132 174V173H131ZM138 174V173H137ZM174 174V173H173ZM180 174V173H179ZM182 174V173H181ZM180 174V175H181ZM227 174H229V177L227 176ZM31 175V174H30ZM54 175V174H53ZM56 175V174H55ZM71 175V174H70ZM93 175V174H92ZM180 175H178V178H179V176ZM190 175V174H189ZM197 176H198V173L196 174ZM13 176V175H12ZM59 176V175H58ZM85 176V175H84ZM87 176V175H86ZM201 176V175H200ZM232 176H237V177H232L233 179H237V181L235 182L234 180H232V179H230ZM244 177V179L246 178V176H247V178L248 179H245L246 181H244L242 178ZM248 176H251V177H248ZM52 177V178H51ZM59 177H63L62 179H64V180H66V182H69L70 183V181L71 180H73V179H76V178H78V176H59ZM81 177V176H80ZM80 177H79V179H80ZM93 177V178H92ZM111 177V176H110ZM114 177H116V176H114ZM113 177V178H114ZM125 177H127V178H125ZM151 177V176H150ZM158 177V176H157ZM160 177V176H159ZM208 177H209V180H208ZM6 178V177H5ZM10 178H12V177H10ZM60 178V180H62ZM84 178V177H83ZM119 178V179H118ZM133 178V177H132ZM140 178V177H139ZM191 178V177H190ZM198 178V177H197ZM213 180H212V179ZM226 178H229L231 181H234V182H232V184H231V181L230 180H227L226 181ZM240 178V179H239ZM249 178H251V179H249ZM255 180V182L257 183H255V184H253V179ZM262 178V177H261ZM51 179H53V181L51 180ZM59 179V178H58ZM58 179H56V180H58ZM85 179L88 181V182H91V186H93L94 187V189L96 188V190H98L99 191V189H97V181H98V183L100 184H102V182H99L100 180H101V178L100 177H97V176H91V177H89V178H87V177H85ZM152 179V178H151ZM150 179V180H151ZM155 179H157V178H155ZM159 179V178H158ZM177 179V178H176ZM199 179V178H198ZM201 179V180H202ZM203 179V180H204ZM262 179H264V178H262ZM0 180V198L1 197H3V195H4V191L5 190H7V191H9L8 193H11V191L13 190L12 188L14 187V186H12L11 184H12V182L10 183V182H5V181H1ZM24 180H25V182H24ZM64 180H62V181H64ZM108 180H109V178H108ZM130 180V182H132V186H134V188L131 186V187H129L128 188V184L129 183H127L128 181ZM132 180V181H131ZM149 180V179H148ZM183 180V179H182ZM194 180H196V179H194ZM202 180V181H203ZM212 180V181H211ZM242 181V185L240 186L239 184V186L236 184V183H239V181ZM247 180H249V182H247ZM250 180H251V182H252V184H251V182H250ZM253 180V181H252ZM14 181V180H13ZM83 181V180H82ZM81 181V182H82ZM86 181V182H87ZM152 181V180H151ZM157 181V180H156ZM174 181V180H173ZM177 180H175V182H176ZM180 181V180H179ZM179 181H178V183H179ZM199 182H200V180H198ZM215 181V182H214ZM65 182V181H64ZM63 182V184H64V187L66 188L65 190H66V193L67 194H69V192H70V194L72 195V194H76V191H75V189H73L71 186H69L68 185V183H64ZM113 182V181H112ZM116 182V181H115ZM158 182V181H157ZM195 182V181H194ZM210 182H211V184H210ZM228 182V183H227ZM250 183V184H247V183ZM51 185H50V184ZM73 183V182H72ZM107 184V186L109 185V188L107 187V186H105L106 184ZM114 183V182H113ZM172 183V182H171ZM203 183H204V181H203ZM227 183V184H226ZM244 183V184H243ZM246 183V184H245ZM50 185L49 186V190H48V187H47V185ZM56 184H58L57 182L55 183V185ZM98 184V185H99ZM115 184V183H114ZM162 184V183H161ZM187 184V183H186ZM210 184V185H209ZM228 184H230L229 186H228ZM11 185V186H10ZM55 185H54V183H53V186L55 187ZM72 185V184H71ZM82 185V184H81ZM156 185H157V187H156ZM177 185V184H176ZM195 185V184H194ZM201 185V184H200ZM227 185V186H226ZM61 186V185H60ZM75 186V185H74ZM161 186V185H160ZM178 186V185H177ZM198 186V185H197ZM207 186V187H206ZM217 186V185H216ZM215 186V187H216ZM27 187H28V185H27ZM58 187H59V184H58ZM62 187V186H61ZM81 187V186H80ZM90 187V186H89ZM99 187H100V185H99ZM103 188L104 187H106L107 188V191H109V189L110 188H112V190L110 189V192L111 191H114L113 189H115V187H114V185H113V187H110V183H107V181H104V184H103V186H102ZM145 189H144V188ZM34 188V189H33ZM60 188V187H59ZM58 188V189H59ZM131 188H133V190H131ZM143 188V189H142ZM179 188V187H178ZM196 188V187H195ZM202 188H204L203 186H202ZM56 189V190H55ZM87 189V188H86ZM162 189V188H161ZM209 189H207L209 192V194L211 193L210 192V190ZM11 190V191H10ZM36 190V191H37ZM80 190V189H79ZM85 190V189H84ZM83 190V191H84ZM104 190L106 191V189L104 188ZM104 190H102L103 191V193L102 194H104ZM143 190V191H142ZM199 190V189H198ZM204 190V189H203ZM7 191L5 192V193H7ZM56 191H58L57 192V194L55 193ZM67 191H69V192H67ZM106 191V192H107ZM131 191H133V192H135L134 194H131V193H133V192H131ZM169 191V190H168ZM168 191H166V192H168ZM188 191V190H187ZM191 190H189V192H190ZM216 191V190H215ZM15 192V191H14ZM17 192V191H16ZM35 192V191H34ZM38 192V191H37ZM36 192V193H37ZM82 192V191H81ZM85 192V191H84ZM84 192H82V195H84V196H86L85 195V193ZM87 192V191H86ZM105 192V193H106ZM109 192V193H110ZM137 192V193H136ZM191 192H193V190L191 191ZM66 193H64V194H66ZM84 193V194H83ZM108 193V192H107ZM106 193V194H107ZM113 193V192H112ZM115 193V192H114ZM113 193V194H114ZM117 193V194H118ZM142 193V194H143ZM164 193V192H163ZM172 193H173V191H172ZM204 193H206V191L204 192ZM207 193V195H209ZM259 195H258V194ZM15 194V193H14ZM106 194H104L105 196H106ZM169 194H171V193H169ZM174 194H175V192H174ZM173 194V196H175ZM189 194V193H188ZM202 194H203V192H202ZM226 194V193H225ZM237 195V196H234V195ZM9 195V194H8ZM11 195V194H10ZM19 195H17L16 197H18ZM97 195H98V193H97ZM108 195V194H107ZM110 195H111V193H110ZM110 195H108V196H110ZM115 195V194H114ZM131 195V196H130ZM136 195V196H137ZM141 195V194H140ZM139 195V197H141ZM189 195H193V193L191 194H189ZM211 195V194H210ZM218 195V194H217ZM13 196H15V195H12V197ZM21 196H19V197H21ZM63 197H64V195H62ZM67 196V195H66ZM83 196V197H84ZM113 195H111L110 196V198L112 197ZM196 196V195H195ZM214 196L215 195H213V198H214ZM6 197V196H5ZM11 197V196H10ZM33 197H35L34 195H33ZM37 197V196H36ZM68 197V196H67ZM82 197V198H83ZM89 197V196H88ZM102 197V196H101ZM115 197H117V195L116 196H113V198H114V203H116L115 202V200L117 201V199L118 198H115ZM119 197V196H118ZM127 197H129V199L127 198ZM134 197V196H133ZM163 197H164V199H163ZM169 197H171V196H169ZM197 197V196H196ZM209 197V196H208ZM221 197H222V195H221ZM230 197H232V195L230 196ZM32 198V197H31ZM39 198V197H38ZM99 198V197H98ZM103 198H104V196H103ZM109 198V197H108ZM143 198V197H142ZM141 198V199H142ZM145 198H143V199H145ZM173 198V197H172ZM172 198H171V200H172ZM177 198V197H176ZM206 198V197H205ZM212 198V197H211ZM217 198V197H216ZM225 198V197H224ZM233 198H231V199H233ZM5 199V198H4ZM3 199V200H4ZM10 199V198H9ZM8 199V200H9ZM70 199V198H69ZM91 199V198H90ZM122 199V198H121ZM123 199H122V201H123ZM131 199H132V197H131ZM142 199V200H143ZM150 199V200H149ZM163 199V200H162ZM196 199V198H195ZM215 199V198H214ZM11 200V199H10ZM9 200V201H10ZM16 200H21V199H16ZM41 200V199H40ZM88 200V199H87ZM216 200H219L218 198L216 199ZM101 201V200H100ZM99 201V202H100ZM138 201V200H137ZM173 201V200H172ZM175 201V200H174ZM214 201V203H215V200H213ZM220 201V200H219ZM15 202V201H14ZM21 202H22V200H21ZM40 202V201H39ZM64 202V203H65ZM67 202H69V201H67ZM82 202V201H81ZM88 202V201H87ZM93 202V201H92ZM98 202V201H97ZM111 202V201H110ZM112 202H113V199H112ZM118 202H120L119 200H118ZM125 202V201H124ZM132 202V201H131ZM143 202V201H142ZM145 202V201H144ZM179 202V201H178ZM210 202V201H209ZM217 202V201H216ZM225 202V201H224ZM227 202V201H226ZM19 203V202H18ZM84 203H85V200H84ZM89 203V202H88ZM134 203V202H133ZM173 203V202H172ZM176 203V202H175ZM218 203V202H217ZM4 204V203H3ZM6 204V203H5ZM20 203H19V205H21ZM117 204V205H116ZM115 205L114 204H112V206H109V207H113L114 208V206H118L119 204L118 203H116ZM167 206H166V205ZM177 204V203H176ZM205 204V203H204ZM216 204V203H215ZM9 205H12V204H9ZM38 205V204H37ZM40 205V204H39ZM66 205V204H65ZM108 205H110V204H108ZM124 205H125V203H124ZM163 205V206H162ZM164 205L167 207V208H165L164 207ZM206 205V204H205ZM218 205V204H217ZM223 205V204H222ZM228 205V206H229ZM93 206V205H92ZM103 206V205H102ZM101 206V207H102ZM120 206V205H119ZM118 206V207H119ZM127 206V205H126ZM132 206H133V204H132ZM131 206V207H132ZM173 206V205H172ZM191 206V205H190ZM202 207H203V205H201ZM200 206V207H201ZM7 207V206H6ZM18 207V206H17ZM22 207V206H21ZM38 207V206H37ZM84 207H85V204H84ZM117 207V208H118ZM130 207V206H129ZM134 207V206H133ZM132 207V208H133ZM199 207V208H200ZM217 207V206H216ZM5 208V207H4ZM24 208H22V209H24ZM36 208V207H35ZM34 208V211L37 209H35ZM56 208H57V210H60V212H58L57 210H56ZM59 208V209H58ZM99 208V207H98ZM116 208V209H117ZM121 208H124V206L122 207L121 206ZM120 208V209H121ZM125 208H127V207H125ZM168 208H169V210H168ZM182 208V207H181ZM180 208V209H181ZM189 208V207H188ZM196 208V207H195ZM206 208V207H205ZM218 209V211H219V207H217ZM222 208V207H221ZM231 208V209H230ZM2 209H3V207H2ZM7 209V208H6ZM5 209V210H6ZM10 209V208H9ZM11 209H12V207H11ZM14 209H15V206H14ZM21 209V208H20ZM93 209H94V206H93ZM102 209V208H101ZM100 209V210H101ZM158 209H161V210H158ZM191 209V208H190ZM198 209V208H197ZM252 209V210H251ZM8 210V209H7ZM18 210V209H17ZM16 210V211H17ZM27 210V211H28ZM90 210V209H89ZM92 210V209H91ZM99 210V213L101 212ZM108 210V209H107ZM111 210V209H110ZM123 210V209H122ZM129 210H131L130 208H129ZM165 210H167V211H169L170 212V215L169 216H166L169 212H165ZM203 210V209H202ZM16 211H14V210H12V213H11V215L12 214H14V213H16ZM20 211V210H19ZM24 211V210H23ZM40 211V210H39ZM95 211V210H94ZM97 211V210H96ZM103 211V210H102ZM109 211V210H108ZM115 212V210H112V213H114ZM121 211V210H120ZM133 211V210H132ZM134 211H135V208H134ZM141 211V210H140ZM179 211V210H178ZM205 211H207V208H206V210ZM7 211H5V213H6ZM21 212V211H20ZM38 211H36V213H37ZM89 212V211H88ZM93 212V211H92ZM123 212V211H122ZM135 212H137V211H135ZM139 212V211H138ZM152 212V211H151ZM173 212V211H172ZM223 212H224V210H223ZM231 212V213H232ZM8 213H9V210H8ZM17 213H19L18 211H17ZM28 213V212H27ZM33 213V212H32ZM62 213H64V214H62ZM68 213V212H67ZM107 213V212H106ZM130 213V212H129ZM133 213V212H132ZM174 213H176V212H174ZM173 213V214H174ZM193 213V212H192ZM195 213H196V211H195ZM207 213V212H206ZM255 213V214H256ZM41 214V213H40ZM92 214V213H91ZM105 214V213H104ZM118 214H120L119 212H118ZM122 214V213H121ZM125 214V213H124ZM161 214V215H160ZM188 214V213H187ZM217 214V213H216ZM219 214V213H218ZM243 214V215H242ZM258 214V213H257ZM18 215V214H17ZM21 215H22V213H21ZM25 215H28V214H25ZM37 215V214H36ZM99 215V214H98ZM103 215V214H102ZM117 215V214H116ZM135 215V214H134ZM232 215V214H231ZM7 216H9V214L7 215ZM15 216V215H14ZM18 216H20V214L18 215ZM17 216V218H16V216H15V218L16 219H18L19 217ZM23 216V215H22ZM21 216V217H22ZM29 216V215H28ZM31 216H32V214H31ZM38 216V215H37ZM65 216H68V215H66L65 214ZM93 216V215H92ZM106 216V215H105ZM119 216V215H118ZM230 216V217H229ZM252 216H253V213H252ZM6 217V216H5ZM12 217V216H11ZM20 217V218H21ZM24 217H26V216H24ZM36 217V216H35ZM116 217V216H115ZM127 217V216H126ZM140 217V216H139ZM138 217V218H139ZM172 217V216H171ZM180 217V216H179ZM220 217V216H219ZM219 217H217V218H219ZM223 217V218H222ZM256 217V216H255ZM10 218V217H9ZM19 218V219H20ZM27 218V217H26ZM26 218H24V219H26ZM66 218V217H65ZM63 219V220H66V219ZM68 218V217H67ZM69 218H70V216H69ZM92 218V217H91ZM90 218V219H91ZM94 218V217H93ZM102 218V217H101ZM118 218V217H117ZM175 218V217H174ZM181 218H183V217H181ZM181 218H179V219H181ZM188 218H190V217H188ZM188 218H185L186 220L188 219ZM193 218V217H192ZM230 218V219H229ZM248 218V217H247ZM7 219V218H6ZM15 219V220H16ZM28 219V218H27ZM36 219V218H35ZM38 219V218H37ZM71 219V218H70ZM69 219V220H70ZM96 219V218H95ZM122 219V218H121ZM125 219H127V218H125ZM144 219V218H143ZM150 219V221H151V218H149ZM153 219V218H152ZM155 219V218H154ZM173 219V218H172ZM176 219V218H175ZM174 219V220H175ZM179 219H178V221L176 222V223H179V222H181V221H179ZM194 219V218H193ZM192 219V220H193ZM220 219V220H221ZM245 219V218H244ZM257 219H259V218H257ZM13 220H14V218H13ZM14 220V221H15ZM105 220H106V218H105ZM110 221H111V218L109 219ZM115 220H117V219H115ZM119 220V219H118ZM141 220V219H140ZM173 220V221H174ZM183 220V219H182ZM191 220V218L189 219V220H187V224H189V222L190 223H194V221H192ZM195 220V219H194ZM233 220V219H232ZM2 220H0V222H1ZM4 221V220H3ZM32 221V220H31ZM37 221H39V220H37ZM36 221V222H37ZM41 221V220H40ZM68 221V220H67ZM71 221V220H70ZM69 221V222H70ZM132 221V220H131ZM134 221H135V219H134ZM196 221V220H195ZM219 221V220H218ZM222 221V220H221ZM249 221V220H248ZM258 221H260V219L259 220H257V222ZM261 221H262V219H261ZM9 222V221H8ZM21 222H22V220H21ZM34 222V221H33ZM43 222L42 223H40V224H43ZM65 222V221H64ZM68 222V223H69ZM109 222V221H108ZM116 223H118L117 221H115ZM124 222V221H123ZM138 222H140V221H138ZM137 222V223H138ZM184 222V221H183ZM245 222V221H244ZM254 222H256V219L255 220H253V223ZM3 223V222H2ZM15 223V222H14ZM19 223V222H18ZM39 223V222H38ZM97 223V222H96ZM100 223V224H99ZM98 223V225H97V230H96V233H98V227L100 226V225H102V227L100 228V230H99V233L97 234L98 235V239H99V237H100V235H102V232H104V234H105V237H104V234L101 236L103 239H105L106 237V239H112V237H113V239H112V241L114 240V241H118V243H119V245H117V246H122V245H124V247H125V244H127L128 243V245H129V243L132 241V240H134V242H135V244H137V245H139V246H137V248L135 249L137 252H138V254L135 256V257H138L139 256V259H136V261L137 260H140L139 261V263H138V261L136 262V263H138V264H140V262H141V264H158L159 262L158 261H156V255H155V249L156 248H154L153 250H152V248H151V246H152V243H151V246H148L147 245V243L146 242H144V238H145V235H143L142 233L144 232H142V231H140V230H144V224H142V225H144L143 226V228H142V225H141V223H138V227L136 226V228L135 229H132L131 231L129 230V231H127V230H125V229H123V230H119L117 227H118V225H116V223L115 224H113V221L110 223V225L111 226H108L109 225V223H106V222H103L102 224H101V222H99ZM104 223H106V224H104ZM133 223V222H132ZM136 223V224H137ZM155 223H154V225H155ZM196 223V222H195ZM200 223V222H199ZM221 223V222H220ZM223 223H224V221H223ZM263 223H264V221H263ZM1 224V223H0ZM7 224V223H6ZM16 224H17V222H16ZM16 224H14V225H16ZM21 224V223H20ZM26 224V223H25ZM36 224V223H35ZM39 224V225H40ZM65 224H67V222H65ZM90 224V223H89ZM130 224V223H129ZM242 224V223H241ZM18 225V224H17ZM16 225V226H17ZM22 225H24V224H22ZM29 225H31V224H29ZM44 225V224H43ZM69 225H71L70 223H69ZM150 225V224H149ZM179 225H181L182 226V223H180ZM191 225V224H190ZM197 225V224H196ZM202 225V224H201ZM226 225V224H225ZM248 225V224H247ZM1 226V225H0ZM18 226H20V225H18ZM17 226V227H18ZM25 226V225H24ZM28 226V225H27ZM38 226V225H37ZM63 226H64V224H63ZM67 226H68V224H67ZM96 226V225H95ZM134 226V227H135ZM178 226V225H177ZM244 226H246V225H244ZM26 227V226H25ZM43 227V226H42ZM71 228H69V231H71L70 229H73L72 231H76V228H77V226H74V225H71L70 226ZM123 227L124 228H126V226L125 225H123ZM132 227V226H131ZM146 227V226H145ZM180 227V226H179ZM193 227H194V225H193ZM192 227V228H193ZM225 227V226H224ZM249 227V226H248ZM12 228V227H11ZM19 228V227H18ZM20 228H21V226H20ZM27 228V227H26ZM32 229L31 230V236L33 237V236H35L36 234H37V230L36 229H34V227H32V225H31V227H29L28 226V228H27V230L28 229ZM40 228H41V225H40ZM61 228H62V226H61ZM60 228V229H61ZM86 228V227H85ZM142 228V229H141ZM148 228V227H147ZM152 228H153V226H152ZM156 228V227H155ZM191 228V227H190ZM197 228V227H196ZM5 229V228H4ZM3 229V230H4ZM15 229H17V228H15ZM29 229V230H30ZM63 229H64V227H63ZM62 229V230H63ZM67 229V228H66ZM95 229V228H94ZM146 229V228H145ZM203 229V228H202ZM225 229V228H224ZM228 229V228H227ZM2 230V231H3ZM9 230V229H8ZM14 230V229H13ZM12 230V231H13ZM28 230V231H29ZM36 230V231H35ZM44 230V229H43ZM150 230H151V226H150ZM180 230V229H179ZM189 230V229H188ZM191 230V229H190ZM194 230H195V227H194ZM198 230V229H197ZM248 230V229H247ZM260 230V229H259ZM258 230V231H259ZM21 231V229H19V232ZM39 231H42V230H39ZM58 231V230H57ZM72 231H71V234H68V235H72ZM77 231H78V229H77ZM81 231V230H80ZM187 231V230H186ZM199 231V230H198ZM200 231H201V229H200ZM224 231V230H223ZM254 231V230H253ZM4 232V231H3ZM9 233H10V231H8ZM43 232V231H42ZM59 232H60V230H59ZM82 232V231H81ZM204 232V231H203ZM247 232H249V231H247ZM264 232V231H263ZM12 233H14V234H16L17 235V237H18V233L16 232V231H14V232H12ZM30 233V232H29ZM60 233H62V231L60 232ZM63 233H64V231H63ZM62 233V234H63ZM78 233V232H77ZM85 233V232H84ZM101 233V234H100ZM152 233V232H151ZM182 233V232H181ZM194 233H195V231H194ZM254 233V232H253ZM260 233V232H259ZM11 234V233H10ZM100 234V235H99ZM170 234V233H169ZM187 234V233H186ZM190 234V233H189ZM196 234H197V232H196ZM205 234V233H204ZM213 234V233H212ZM212 234H208V236L206 237L205 235H204V238L206 237V239L207 238H209V236H211ZM225 234H226V232H225ZM252 234V233H251ZM1 235V234H0ZM7 235V234H6ZM22 234L20 233V236H21ZM29 235V234H28ZM39 235V234H38ZM40 235H42V233L40 234ZM148 235V234H147ZM220 235H222V234H220ZM253 235V234H252ZM256 235V234H255ZM260 235V234H259ZM263 235H264V233H263ZM2 236H3V233H2ZM13 236V235H12ZM26 236V235H25ZM52 236V235H51ZM65 236H66V234H65ZM78 236L79 235H77L76 236V234H75V237H77L78 238ZM87 236V235H86ZM120 236V237H119ZM144 236V237H143ZM160 236V235H159ZM170 236V238H171V235H169ZM192 235H190L189 237H191ZM200 236V235H199ZM199 236H195L196 238L197 237H199ZM202 236V235H201ZM246 236V235H245ZM244 236V237H245ZM1 237V236H0ZM24 237V236H23ZM31 237V238H32ZM38 236L36 235V237H34V238H37ZM40 237V236H39ZM38 237V238H39ZM55 237V236H54ZM63 237V236H62ZM74 237V238H75ZM100 237V240H102V238ZM118 237H119V239H118ZM182 237V236H181ZM185 237V236H184ZM188 237V238H189ZM195 237H191V239L192 238H195ZM227 237V236H226ZM260 237V236H259ZM262 237H264V236H262ZM262 237L260 238V239H262ZM11 238V237H10ZM18 238H20V237H18ZM31 238H29V240L31 239ZM34 238L32 239V244H31V241H30V243H22V242H20V243H22V244H20L19 246H18V248H16L17 249V251L16 250H14L15 252H12V255L13 256H15L14 255V253H18V255H16V256H19L20 258V260L21 259H23V258H25V260H23L24 262L23 263H25V261L27 262V264L28 263H31V264H47L48 263V261H47V259L46 260H44L45 261V263H44V261L42 260V259H44V253H43V251H42V249L43 248H41L40 247V244L42 245V243L43 242H41V241H39V243L40 244H36V243H34V242H36L35 240H34ZM53 238V237H52ZM51 238V239H52ZM65 238V237H64ZM73 237H72V239H74ZM83 238V237H82ZM114 238H117L116 240L114 239ZM150 238V237H149ZM169 238V239H170ZM183 238V237H182ZM180 238L181 239V241L183 240V241H185V240H187L186 239V237H185V239L183 238ZM211 238V239H210ZM208 240H211L210 241V244H211V242H212V245L210 246H208V248L211 250V248H213V244H215L216 242V239H214V235H213V237H210ZM249 238V237H248ZM26 239V238H25ZM85 239V238H84ZM93 239V238H92ZM151 239V238H150ZM168 239V238H167ZM166 239V240H167ZM190 239V240H191ZM202 239V238H201ZM8 240V239H7ZM39 240V239H38ZM38 240H37V242H38ZM71 240V239H70ZM131 240V241H130ZM148 240V239H147ZM171 240V239H170ZM169 240V241H170ZM204 240V239H203ZM219 240H220V237H219ZM223 240V239H222ZM230 240V239H229ZM248 240V239H247ZM257 240H258V237H257ZM13 240H11V242H12ZM19 241H21V240H19ZM54 241H57V240H54ZM60 241V240H59ZM73 241V240H72ZM74 241H76V239L74 240ZM77 241H78V239H77ZM76 241V242H77ZM79 241H81L80 239H79ZM79 241H78V243H79ZM130 241V242H129ZM164 241H165V239H164ZM180 241V240H179ZM180 241V242H181ZM189 241V240H188ZM192 241H194V243H197L196 242V240L194 239V240H192ZM223 241H225V240H223ZM232 241V240H231ZM245 241V240H244ZM243 241V242H244ZM258 241H260V240H258ZM257 241V242H258ZM3 242H4V240H3ZM76 242H75V244H76ZM83 242V241H82ZM88 242H90V240L88 241ZM99 242V241H98ZM101 242V241H100ZM103 242H104V240H103ZM150 242V241H149ZM151 242H152V239H151ZM166 242H168V241H166ZM190 242L191 241H189V245H190V247L192 246L193 247V242H192V244H190ZM201 242V241H200ZM199 241H198V245L197 244H194V248L193 249H191L190 251H187V252H190V253H195V252H199L198 254L200 255V251H199V249H201L202 247H203V245H201V248H200V245H199V243H200ZM207 242L209 243V241H207L206 240V244H207ZM2 243V242H1ZM1 243H0V246H1ZM59 243V242H58ZM84 243H85V241H84ZM92 243V242H91ZM107 243V242H106ZM109 243V242H108ZM133 242H131L130 244L131 245H133L132 244ZM169 243H171V241L169 242ZM182 243V242H181ZM187 243V245H188V242H186ZM204 243V245H206ZM219 243H221V242H219ZM259 243V242H258ZM7 244V243H6ZM9 244V243H8ZM15 244H17V243H15ZM57 244V243H56ZM67 244V243H66ZM65 244V245H66ZM72 244V243H71ZM75 244H72L73 246H71V247H75L74 245ZM90 244V243H89ZM88 244V245H89ZM99 245H98V247L101 245L100 243H98ZM201 244V243H200ZM218 244V243H217ZM217 244H216V246H217ZM224 244V243H223ZM222 244V245H223ZM228 244V243H227ZM261 244V243H260ZM4 245V244H3ZM2 245V246H3ZM59 245H60V243H59ZM64 245V244H63ZM64 245V246H65ZM77 245V244H76ZM79 245V244H78ZM92 245V244H91ZM208 245V244H207ZM206 245V246H207ZM226 245V244H225ZM229 245H231V244H229ZM13 246V245H12ZM61 246V245H60ZM70 246V245H69ZM83 246H84V244H83ZM82 246V247H83ZM86 246V245H85ZM93 246V245H92ZM102 246H104V243H102ZM136 246V245H135ZM183 246V245H182ZM215 245H214V247H216ZM219 246V245H218ZM261 246H263V243H262V245ZM4 247H6V246H4ZM43 247V246H42ZM47 247L48 248H50V246H48L47 245ZM55 247H56V245H55ZM70 247V248H71ZM129 247H130V245H129ZM159 247V246H158ZM186 247V246H185ZM191 247V248H192ZM224 247V246H223ZM259 247V246H258ZM52 248V247H51ZM63 248V247H62ZM61 248V249H62ZM72 248V249H73ZM77 247H75V249H76ZM105 248V247H104ZM116 248V247H115ZM183 248V247H182ZM208 248H207V250H208ZM222 248V247H221ZM233 248H234V246H233ZM260 248H262V247H260ZM259 248V249H260ZM8 249V248H7ZM14 249V248H13ZM53 249H55V248H53ZM59 249V248H58ZM87 249V248H86ZM89 249V248H88ZM101 249V248H100ZM131 249V248H130ZM133 249V248H132ZM160 250H161V248H159ZM188 249V248H187ZM203 249V248H202ZM216 249H217V247H216ZM219 249V248H218ZM223 249V248H222ZM230 249H232V248H230ZM263 250H264V247L262 248ZM2 250V249H1ZM5 250V249H4ZM9 250V249H8ZM49 250V249H48ZM47 250V251H48ZM63 250V249H62ZM62 250H60V251H62ZM85 250V249H84ZM83 250V251H84ZM94 250V249H93ZM96 250V249H95ZM117 250V249H116ZM184 250H185V248H184ZM189 250V249H188ZM193 250H194V252H193ZM207 250H206V252H207ZM213 250V249H212ZM227 250H229L228 248H227ZM243 250V249H242ZM249 250V249H248ZM56 251H57V249H56ZM75 251V250H74ZM77 251V250H76ZM90 251V250H89ZM157 251H158V248H157ZM186 251V250H185ZM184 251V252H185ZM234 251V250H233ZM5 252V251H4ZM53 252H54V250H53ZM81 252V251H80ZM85 252V251H84ZM98 252V251H97ZM120 252V251H119ZM133 252V251H132ZM131 252V253H132ZM159 252H161L162 253V250L161 251H159ZM205 252V253H206ZM213 252H215L214 250L212 251V254H213ZM220 252V251H219ZM227 252V251H226ZM232 252V251H231ZM242 252V251H241ZM240 252V253H241ZM261 252H262V250H261ZM60 252H58V254H59ZM62 253V252H61ZM77 253V252H76ZM75 253V255H77ZM87 253H89L88 252V250H87V252H86V254ZM223 253V252H222ZM228 253V252H227ZM50 254V253H49ZM54 254V253H53ZM57 254V253H56ZM67 254V253H66ZM81 254V253H80ZM90 254L91 253H89L88 255L90 256ZM99 254V253H98ZM105 254V253H104ZM136 254V253H135ZM158 254V253H157ZM186 254V253H185ZM189 254V253H188ZM210 255H211V253H209ZM216 255L218 254L217 252L215 253ZM232 254V253H231ZM239 254V253H238ZM102 255H103V253H102ZM162 255V254H161ZM192 255V254H191ZM196 255V254H195ZM203 255V254H202ZM216 255H215V257H216ZM219 255V254H218ZM251 255V254H250ZM16 256L14 257L15 259H16ZM49 256V255H48ZM47 255H46V257H48ZM54 256H55V254H54ZM61 256H63V255H61ZM83 256V255H82ZM91 256H92V254H91ZM91 256H90V258H91ZM97 256V255H96ZM99 256V255H98ZM116 256V255H115ZM114 256V257H115ZM121 256V255H120ZM123 256V255H122ZM164 256V255H163ZM194 256V255H193ZM201 256V255H200ZM207 256V255H206ZM212 256H214V255H212ZM212 256H210V257H212ZM235 255H233V257H234ZM55 257H57V256H55ZM76 257V256H75ZM80 257V256H79ZM110 257V256H109ZM109 257H108V259H109ZM112 257V256H111ZM119 257V256H118ZM118 257H115V258H118ZM134 257V258H135ZM185 257V256H184ZM196 257V256H195ZM204 256H202V258H203ZM215 257H213V259H215ZM218 257V256H217ZM224 257V256H223ZM13 258V257H12ZM51 258V257H50ZM83 259H84V256L82 257ZM81 258V260H83ZM87 258H89V257H87ZM89 258V259H90ZM186 258V257H185ZM188 258V257H187ZM219 258V257H218ZM244 258H245V256H244ZM66 259V258H65ZM75 259V258H74ZM86 259V258H85ZM85 259H84V261H85ZM92 259V258H91ZM97 259V258H96ZM101 259V258H100ZM100 259H98V260H100ZM104 259V258H103ZM103 259H101L103 262H104V260ZM122 259V258H121ZM204 259V258H203ZM205 259H208V257L207 258H205ZM213 259L211 260V258H210V263L209 264H215L216 262L215 261H213ZM231 259V258H230ZM238 259V258H237ZM19 260V261H20ZM55 260H59V259H57V258H55ZM62 260V259H61ZM76 260V259H75ZM100 260V261H101ZM125 260V259H124ZM135 260V259H134ZM183 260V259H182ZM181 260V261H182ZM188 260H189V262H190V259H187V260H183L184 262H182L183 264H190L189 262H188ZM209 260V259H208ZM227 260V259H226ZM233 260V259H232ZM239 260H240V258H239ZM241 260H242V258H241ZM246 260V259H245ZM1 261H2V259H1ZM19 261H17V262H19ZM46 261H47V263H46ZM60 261V260H59ZM83 261V262H84ZM89 261V260H88ZM100 261H99V263H100ZM102 261H101V263L100 264H103L102 263ZM110 261V260H109ZM212 261H213V263H212ZM14 262H16V260L14 261ZM16 262V263H17ZM58 264H62V262L60 261V262H58V261H56ZM73 262V261H72ZM108 262V261H107ZM111 262H114L113 260L111 261ZM110 262V263H111ZM120 262H122V261H120ZM135 261H133V263H134ZM158 262V263H157ZM204 262V261H203ZM209 262V261H208ZM226 262V261H225ZM240 262V261H239ZM246 262V261H245ZM2 262H0V264H1ZM22 262H21V264H23ZM56 263V264H57ZM99 263H96V264H99ZM109 263V262H108ZM116 262H114V264H115ZM118 263H119V261H118ZM117 263V264H118ZM131 263V262H130ZM199 263H201V262H199ZM207 263V262H206ZM236 263V262H235ZM251 263V262H250ZM5 264V263H4ZM18 264H20V263H18ZM26 264V263H25ZM76 264V263H75ZM89 264V263H88ZM104 264H106V263H104ZM112 264V263H111ZM120 264H123V263H120ZM203 264V263H202ZM205 264V263H204ZM228 264V263H227ZM236 264H238V263H236ZM240 264V263H239ZM247 264V263H246Z\"/></svg>","mask_w":264,"mask_h":264}]
</instances>
